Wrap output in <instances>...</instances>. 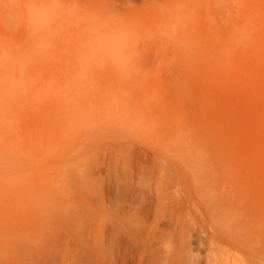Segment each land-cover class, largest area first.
Segmentation results:
<instances>
[{
    "label": "rangeland",
    "instance_id": "1",
    "mask_svg": "<svg viewBox=\"0 0 264 264\" xmlns=\"http://www.w3.org/2000/svg\"><path fill=\"white\" fill-rule=\"evenodd\" d=\"M113 1L115 3H117L121 9L122 8L125 9V10L128 9L127 8V5L129 3V2L127 3L128 0H124L126 2H123V0H113ZM129 1H130V3H132L137 8H140V7H142V5L145 2H147L149 0H129ZM122 3H123V5H122ZM125 3H126V5H125ZM213 3H214L215 8L217 9L216 23L218 24V26L220 28H223V29H225V28L228 29L229 26H232L231 32L227 33L225 35V46H224V51H223L224 52L223 55H225V58H224V63H222V64L211 65V66H206V67H199V66H192V65H190L188 63H183L182 58L179 55L180 43H179L178 39L169 38V37L163 36V35H161L160 37H153V36L148 37L147 40H146V48H145L144 53H143L144 63H125V65L127 66L126 70H127V72H129L130 75L128 76V79L124 78L125 80H122L121 84H123L125 88L127 87L128 88L127 91L130 92L131 94L130 95L127 94L126 89H123V87H121L123 89L122 90L123 93L126 92L124 94L127 96L126 100H128V102L126 103L127 105H125V108L120 109V110L116 109V111H117L116 112V111H114L115 107L110 105L112 102L109 101V97L106 95V92H105V90L108 87L110 89L116 87L113 82L107 81L109 79V76H110L112 70H113L112 63H106L107 60L105 62H103V63H100L97 60V53H95V52H94V63H86V64H91V65L86 66L87 67L86 69L88 70L87 72L89 73L88 85H94V92H95V94H94V96H95L94 97V113L97 114V117H96V114H95V116H91V114H93V112H91L90 116L93 119H94V117L98 118V116H100L98 119L102 120L104 122V121L107 120L106 116L109 115V114L108 115H105V114H107V112L110 111V109L112 107L114 108V110H112L113 113H112V111H110L111 112L110 114L113 115L115 113V115H113V116L110 115L111 116L110 119L111 120L113 119L112 121H114V120L117 121V119H118L117 116H119V115H120L119 119H121V118L122 119L123 118L126 119L127 116L124 117V115H126L128 113V111H129L128 109H131L132 112L135 113V115L131 116V119H132L131 120L130 119V115L132 114V112H129L130 115L128 114L129 115L128 120L129 119L130 120L128 121L126 119V122L129 123V125L131 123V127L127 128V129H129L127 131L129 132L131 137H133L132 139H134V140L129 138L130 136H129L128 132L126 130L124 132L123 131L124 129L122 127H120L118 124H117L115 130H113V129L112 130H108L110 128L109 127V124H110L109 122L108 123L106 122V123L103 124L101 121L99 122V120H97L96 118L93 120L94 123L99 122V126H98V124L97 125L94 124V127H95L94 129H96L97 126L99 128H97V130H94L95 136H94V138H92L93 140L88 138L89 139L88 140L89 143L87 142V144H88V147L91 148L90 149L91 152L89 154H92V153H94L97 150L98 151L95 152L94 155H92V156L90 155L91 158L87 161V165L84 166V168L86 170V176H90V177L94 176L93 177L94 180L92 179V181H96V183L93 182L94 185H92L91 181H90L91 178L89 179L87 177L88 178L87 180L89 181L90 187H91L90 194L92 193L93 195L92 194L89 195L88 192H87L88 194L85 192L84 194H86L85 195L86 197L84 196V194H79V196H78V193L73 191V190H77L76 188H78L77 187V185H78L77 182H75V184H74V181H72L73 183H71L72 185L73 184L74 185L77 184L76 188H75L74 185L71 186L70 182H68V185H70V186H68L66 184L64 185L65 186L64 188H67V190L64 189L65 191H69V194L73 193L72 197H71V196L68 195V192H65V193H67L66 196L67 197H71L70 199H72V200L73 199L76 200V202L70 200L71 201V205L70 206L73 205L75 209L72 210V208H73V206H72L71 210L69 208L67 209L68 212L71 211L73 213V211L75 210L76 212L73 213V217H75L76 219H74V220H76L78 224H80L79 221L82 222V224H85V222H86L85 225H77L76 221H74L72 223L70 222L71 223V224L69 223L70 225H73V226L76 225L77 226V227L74 226L75 228L72 226V229H71L70 228L71 226H69V224H67L68 227H66V225L61 226V223H58V229H54V228H57L56 224H57L58 220L56 222V220L54 221V220H50V219H54V217L56 219V216H55L56 212L53 213L54 212L53 210H55V209L52 210L53 212H51V210L50 211L46 210L47 213L45 212L46 208L44 209L43 205L41 206V202L39 201V200H41L40 197L43 196V194L39 193L40 195L39 194L36 195L37 193H35L34 197L33 196L32 197H28L29 196V192L31 190L28 187H31L32 184H35L36 181H37L36 182L37 184H39V183L43 184L42 183L43 180L45 182V178H46L45 175L44 174L40 175L39 173H45L44 172L45 171L44 170L45 169L44 166L47 167V165L51 166V165L55 164V161L53 159V157L57 156V155H55L56 154L55 152H57L58 155H61L63 153V152L59 153L58 149L56 150V148L59 146L58 143L61 140L63 142L62 137L64 136V133H63L64 131L61 130V132H60V130L58 129V131H59L58 135H60V136H58L59 139L57 140V138H55L57 133H55V131H53V129L56 130V128L55 127L53 128V126L50 127L52 123H53L52 125H54L53 121H54V119H56V115H55V118H54V116H52V114H54V113H51L52 110L49 109L50 107H47L45 105L41 108L42 111H41V109H38L40 111H38L36 109L38 112L37 111L35 112L34 109L32 111V107H31V109L28 108L25 111V113H22V114L19 113L20 115H17V118L20 119L17 124L19 126V129L22 128V130L19 131V129H17L18 126L17 125L14 126L13 127L14 130H12L13 134L10 135V137L14 138L16 135H18L19 133L21 134L22 132L23 133L24 132L27 133L28 131L31 132L30 128L33 130L34 127H32V126L38 125V124L34 125V123H33V122H35L34 120H37L36 123L37 122L41 123V121H42L43 124L42 123L39 124V126L42 125V130H44V132H45V129H46L48 132L52 131V132H49V133H51V134L53 133L52 136L48 132H45L44 135H46L45 137H48L49 135L51 137H53L52 141H49V142L50 143L52 142V145L55 144V145H53L54 149L51 147L52 145H50L49 148L52 149L53 151L55 150V152L53 153V151L51 152V150H50V152H51L50 155L52 157L49 155L50 157L48 159H44L43 160V158H40L41 160H43L44 163L42 161H39L38 159H34L35 157L32 156V154L31 155L29 154L30 151H32L34 149V147H32V145H31L32 144V142H31L32 138L29 139L30 135L34 134V135L38 136L42 132V131L39 130V128H38L39 126L38 127L35 126L34 129L36 130V134H35V132H33V133L31 132V134H28V133L25 134V136L29 135V137L28 136L27 137H28V139L30 140V143H31V144L29 143L28 144L29 147H27L28 150L30 148V151L28 153L30 155V157H28L29 155H26V158H23L24 159L23 161H26L25 159H27L25 164L28 163V162H30V165L32 164L31 165L32 166L31 168L33 170V172L31 173L32 175H27V174H30V171H32L31 168H29L30 167L29 164H26V166H28V169H25L28 172L25 171V170L24 171L21 170L22 167L25 166L24 162L23 163L21 162V165H23V166L20 168V170H17L19 168V166H20V163L17 160L19 159V161H21V159H22L21 157L17 156L14 159V161L11 163V165L9 166V167H12L13 169H15L14 168L15 166H18L16 171L25 172L26 173V177L28 176V178H31V180H28V185H26L25 180H27V179H26V177H24L25 173L23 174L24 176L21 175V174H20V176L18 175L20 178L18 176H15L14 179H11V180L8 179L10 184L14 183L16 181L15 179H17V178H19L20 181H22L21 177L22 176L24 177V178L22 177L23 180H24L22 183L19 180L16 181V182L19 181L18 182L19 185L25 183V184L21 185L20 188H19L17 183L16 184L14 183L16 186H18V188L20 190H18V188L15 189L16 187L13 186V184H12L11 186L9 185L11 189H9V187L7 186L8 189H5L7 191H5V190H3V191H5V193L6 192L8 193V191H10V190L12 191L14 189V192H16V194L14 192H11V194H9V195L6 193L7 195L5 196L4 192L1 191V193H0V196H2V194L4 193V195L2 197H0V200L5 202L4 206H6L7 204H10L11 202H15L16 199L18 201V204H16V205H15V203H11L12 205L11 204H10V206L7 205L6 207H4V209L3 208L1 209V207H3L2 205L0 207V264H104V263L105 264H109L110 263L109 261L115 260V259H116V264H122V263L123 264L124 263L125 264H137L136 260H138V257L145 250V248H146L145 246H148L149 244L150 245L152 244V241H151L152 239H149L150 238L149 236H151V237L156 236L153 239L155 243L159 239H161V240H159L160 242H157V244H156L157 246L155 245V243L152 244L153 247H151V249L152 250L155 249V251H153L154 254H155V252H157L159 250L161 252L160 253L158 252V255L159 254H162V255L165 254L163 252H165L167 246L165 248H163V247L165 246V242L166 241L168 243L167 245L170 244V245L175 246V244H176L175 247H179V248L181 247L180 248L181 252H183V251L185 252L186 251L185 254L184 253L183 254L186 255V257H188V258L184 257V255L181 254V252H180V256L183 255L182 257H179V261L178 262L180 264H210L211 260L209 261V259H210L209 258V254H213V252H214L213 251L214 248H213V250H210V248H212L211 246H215V244L217 242L219 243V244L217 243L218 244V248L220 246L223 249L222 250L221 248H219L221 250H218V251H222L221 255H220L221 257L223 256L222 259H221L220 256H218L219 252H217V255H215V256H218L221 259V263L217 262L218 264H232L233 263L232 261L234 259V255H232L233 254L232 252H237V251L239 253L244 254V255L240 254L242 257L245 258V255H247L249 257V259H248V257L246 256V258H245L246 260H244L242 258L243 261H245L246 263L249 261L250 264H264V241H263L264 240V235H262L264 233V226H263L264 225V223H263V221H264V214H263L264 213V208H263L262 215L258 214L259 212L261 213V210L259 212H257L258 209L260 207H262V205L264 204L263 203L264 199H262V198H264V194H263L264 193V0H213ZM129 20L132 21L131 18ZM60 53L61 54H66L67 51L63 50V49H60ZM175 60L177 61V63H175L176 62ZM53 68L55 70L54 73H55L57 78L53 82L52 86H53V88L55 90H57V92L58 91L60 92L62 90H60L59 88L63 89L64 86L65 87L69 86V83H68V81H66V76H65V73H66L65 69H67V67H65L64 64L60 63V65L54 66ZM90 72L92 74H90ZM99 89H102V91L99 90ZM96 92H98V93H96ZM98 97H100L101 100ZM95 98H97L98 100L95 99ZM106 99L109 101V103H108V101ZM50 102L52 103V102H54V100L52 98H49L46 101V104H49ZM99 104L101 106H97ZM105 106H107V109H108V106L110 108L109 110L106 109L107 112L105 110V108H106ZM98 107H99L98 113L101 114V115H98V113L95 112V110H97ZM100 108L104 109V111L100 110ZM125 111H126V114H124ZM121 113H122L123 116L121 115ZM136 114L139 115L138 118H141L142 120H139L138 118H136L137 117ZM101 116L104 119L106 118V120L100 119V118H102ZM52 117H53V119H52ZM133 117L136 118V119H134ZM44 119H45V122L43 121ZM125 119H124V121H125ZM137 119H138V121H137ZM111 120H110V122H112ZM135 120H136L135 123L137 124L136 126H134L135 123L133 122ZM23 121H24V123H23L24 125L20 126L22 124L21 122H23ZM48 121H52V122L50 123ZM95 121H97V122H95ZM141 122H143L144 125L146 123V125L141 127V125H142L141 124L140 126H138V123L140 124ZM25 123H28V125L25 124ZM31 123H33V124H31ZM44 123L49 126L48 129L52 128V130H48L47 128L43 129L45 127ZM29 126H31V127H29ZM137 127H139V128H137ZM37 128L39 130L38 132H37ZM40 128H41V126H40ZM210 128H211L212 131H210ZM121 129H123L121 132L118 131V130H121ZM133 129H135V130L137 129V131L139 130L138 133H135V134H137L136 136L133 134V132H135V130H133ZM108 131H111V133L113 132L114 134L112 133V135H110V132H109V135H108ZM9 132H11V131H9ZM116 132H119L118 133L119 135ZM42 133L40 135H42ZM100 133H102V134H100ZM121 133H123V134L127 133L126 135L128 137L126 135L121 134ZM61 134H62V136H61ZM106 134L109 136V139L111 138V141L113 140L112 139L113 135L114 136L116 135L117 138H120L122 140L124 139V137H127L125 139L127 142L124 140L126 143L122 141L123 144L125 143L127 148H128V145H129L128 141L130 139L132 141V142H130V145H129L130 148H133V150L132 149H130V150H132L131 153L134 156V158H132L131 164L134 163L133 162L134 159H135L136 162L134 163L135 166L129 164L128 167H126V170H123L125 172V174L123 172V174L125 175V176L123 175L124 180H121V179H123L122 173H119V172H122L120 170H122L124 166L123 165L121 166L120 163L116 164V162H115L116 160L114 161V159L112 158L113 152L109 151V149L107 148V147H109V144L111 145V143H109L108 136H107V138H104V136ZM132 134L134 136H132ZM163 134H164V136H169V138H172L171 139L172 142H169L168 141L169 139H167V137L163 138V136H162ZM209 134H211V135H209ZM13 135H15V136H13ZM40 135H39V137L42 140L43 136L41 137ZM121 135H123V138H121ZM138 135L140 137H138ZM18 136H16V137H18ZM96 136H97V138H98V136H100V137L103 136V137L102 138L99 137L100 138V140H99V139L95 138ZM110 136H112V137H110ZM116 136L114 138H116ZM171 136H173L175 138H173ZM211 136H212V138H211ZM16 137H15V139H17ZM31 137H33V136H31ZM136 137H138V138H136ZM54 138H55V141L57 140L56 142L54 141ZM103 138H104V140L107 139L106 142H108V143H106L103 140ZM135 138H136V140H135ZM155 138H156V140H154ZM225 138H226V140H225ZM227 138H228V141L231 142V143H228ZM157 139H158V141H157ZM9 140H10L9 142H11L12 139L10 138ZM76 140H77V138L73 139V141H75V142H76ZM162 140H164V141H162ZM177 140H178V142H177ZM213 140H217V143H215ZM221 140L226 141L227 145H225L226 142H224L225 143L224 144L223 142H221ZM156 141L158 142V144L153 143V142H156ZM166 141L168 142L167 144H169V145H167V147L165 146L166 145V143H165ZM211 141H212V144H210ZM62 142H60V143H62ZM100 142L102 143L104 149H103L102 146H101L102 148L97 146V143H98V145H101ZM173 142L175 143L174 145H173ZM12 143H14L13 140H12ZM93 143H95V144H93ZM176 143H178V144L175 147ZM67 144H60V145L67 146ZM153 144H154V149H153ZM163 144H165V145H163ZM171 144H172L173 147H175V150L174 149L171 150L172 149V146H170ZM223 144H224V146H223ZM156 145L158 147H159V145H161L160 147H162V148L159 149L160 147L158 148ZM220 145L223 146V147H221ZM33 146H35V145L33 144ZM63 146L61 148H64ZM96 147L99 148V149H97ZM170 147H171V149L169 150L168 148H170ZM36 148H37V146H35V149L31 153H33L34 151L36 152V151L39 150V148H37V150H36ZM89 148H88V150H89ZM109 148L111 149V147H109ZM12 149H15V148H13L11 146L9 150H12ZM66 149H67L66 147L63 149V151H65V153L68 152V150L70 148H68L67 150ZM105 149H107L108 151L105 150ZM155 149L157 151L159 150V153H157V151ZM163 149H164V151H163ZM220 149H222V152H224L225 155H223V153H221V152L219 153L217 151V150H220ZM165 150H167L168 152L167 151L165 152ZM163 152H165V153H163ZM173 152L174 153L176 152V153L174 154ZM109 153H111L110 154L111 158L108 156ZM160 153L161 154L163 153V154L161 155ZM177 153H180L179 154L180 157H179V155L177 157H174V156L177 155ZM216 153L220 154V156H219V154H217V155L219 157L223 158V161L218 156H216ZM156 154H158V155H156ZM170 154H172V155H170ZM173 154H174V156H173ZM227 154H233L234 156L233 155H229V156H231V157L233 156L232 158H234V160H236V158H237L238 161L240 159H243V163L245 164V166L243 165L244 166L243 167L242 165L239 164V162L237 163V160H236V162L234 160L231 161L232 158L229 159L230 158L229 156L226 157ZM154 155L156 156L155 158H154ZM209 155L210 156H216V157H213L212 158L213 160H212ZM237 155L241 156L242 158H239ZM31 156L33 157L32 159H34L35 162L38 160V162H40V163L38 164V162H36L35 165H34V160L30 161ZM158 156H160V157H158ZM171 156H172V160H169V159H171ZM204 156H205V160H206L205 163L208 162L207 165H210L211 163H213V164H211L212 166L210 165L211 168H209V166L208 167L205 166L206 164H204V159H203ZM235 156H237V157L235 158ZM107 157L110 158V159H108ZM217 157H218V159H215ZM224 157H225V159H224ZM50 158L53 159L52 162H51L52 159H50ZM69 158L70 157L68 156V159ZM111 159H113V160H111ZM137 159L140 160L141 162L144 161L145 164L143 165V162L142 163L137 162ZM159 159H161V160H159ZM219 159H220L221 162L218 161V163H222V162L225 163V160H226L227 163H228V165L226 163V167L227 166H232L233 168L235 167L236 168V170H235L236 173H237V169L240 170L242 167H243V169L245 168L243 171L250 170V173L248 172L249 173L248 176H251V177H249V178L247 176H246V178L244 177V175L246 174L247 171H245V173H242L243 171L238 172V173L242 174V176H241L242 180L240 179V175L241 174H236L235 175V177L237 175H239L238 176L239 179H238V177L235 178L233 176L234 179H238L241 182H240V184H238V186H235L233 184H232V186L234 188H236V187H238V188L242 187L243 188L245 186V181H247L249 183V185H247V186H251L252 187V185H254L253 186L254 187L253 191L255 190V192L247 194L246 192H251L252 189H249V187H247V189H246L245 188L246 186H245L243 188V189H245L244 191H243L242 188H240L239 192L236 193L235 189L232 188V186L231 187H230V185L227 186V183H229L230 179L228 180V176H226V175H225V177H223L224 174L222 173V171L220 172V170H222L223 163L221 164L222 166L221 165L219 166V168L221 167L220 170L218 168H216V167H218L217 165H219L217 163V160H219ZM108 160L109 161H113V162H109ZM153 160H155V161H153ZM165 160H167L166 162H168L169 164L172 162L170 164L171 166H168L169 164L166 165L167 163L165 162ZM175 160H177V161H175ZM15 161L18 162V165L16 164L17 162L15 163ZM96 161H97V165H95ZM152 162H155V163L153 164ZM156 162H157V167L159 166V170L162 168L160 171L156 167ZM159 162L161 163V165L158 164ZM232 162L235 163V164H233ZM41 163H42V166H41ZM215 163H217V164H215ZM229 163H230V165H229ZM240 163H242V162L240 161ZM37 164L40 167L39 166L36 167ZM162 164L165 167L167 166V168L164 169L163 168L164 166L162 167ZM172 164L175 165L173 167V169L171 168ZM179 164H182V165L179 166ZM203 164H204V166L206 168L203 166ZM236 164H237V166H236ZM238 164H239V166H242L240 169L237 168V167H239ZM115 165H116V167H115ZM117 165H119V166H117ZM145 165H146V167H145ZM214 165H215V167H213ZM94 166H98V167H94ZM140 166L142 168H147V170L146 169L143 170ZM182 166H184V168ZM190 166H191V168H190ZM192 166H193V168H192ZM9 167H8V169H11ZM42 167H44V168H42ZM111 167H113V168L111 169ZM117 167H120V168L117 169ZM130 167L132 169H130ZM153 167H156L155 171L153 169L152 173L149 172L150 169L152 171ZM168 167H170V168H168ZM175 167L178 168L177 169L178 171L176 170L177 174H175L176 172H173L174 169H176ZM194 167H196V168H194ZM246 167L248 169H246ZM25 168H27V167H25ZM36 168H42V170H39V169H36ZM86 168H89V169H86ZM138 168L141 169L142 172L145 171L144 174L142 175V177H143L142 180L143 181L148 180V181H146V184L144 186V188L145 187L148 188V189H145V194H143V192H142V190H144V189H142L144 184H142L143 181L140 180V177H141L140 173L141 172H138V171H140ZM186 168H187V170H186ZM199 168H201V170ZM203 168H205V172L206 173L208 172V174H209L210 171H212V172L214 171L213 173L210 172V174L212 173L214 175L220 172L219 174H221V175L223 174L222 175L223 178L220 179L221 175L218 176V174L216 176L211 175L212 178H208V177H206L205 172L201 173V171H204ZM214 168H216L215 170L216 171L218 170V172L215 173ZM224 168H225V166L223 167V169ZM136 169H138V171ZM163 169L166 170V171H167V169H171L172 172H170L169 176H168L167 175L168 171L166 172ZM179 169L181 170V173H179V175H180V179L179 180L183 181V182L180 181V183L184 184L186 182L185 181V179H186L185 177L187 176L186 174H188V176H187L188 178L187 179L189 181H187L184 185L180 184L179 182L176 181V179L178 180V178H179L178 177L179 176L178 175ZM192 169L195 170V171L197 169V172L193 171ZM254 169H257V170H255V172H254ZM109 170H111V171L113 170L112 172L117 174V176L115 174L111 173ZM130 170L132 171V173L136 170V174L135 173L132 174ZM157 170L160 172V173L158 172L159 174L155 173V172H157ZM127 171H129V173H127ZM161 171L165 172V173L163 172L164 176H162L161 179H160V176L158 178H159V180H161V182L163 180L164 186L162 184L159 185V186H161L160 189H159L158 184H160L159 183L160 181L158 180V178H156L157 177L156 175H160V174L163 175L161 173ZM36 172H37L38 175L36 174ZM109 172H110V174H109ZM148 172L150 173L149 175H148ZM182 172H184V173H182ZM191 172H192V174H191ZM17 173L19 174V172H17ZM34 173H35V176H38L37 178L36 177L34 178ZM130 173L132 174V176L134 175V177H132L130 175ZM171 173L174 174V175L172 174L173 178L170 175ZM120 174H121V176H120ZM137 174L139 176H137ZM145 174H147L149 177L151 176V174L155 175L156 177L155 176L154 177L157 180L153 176H151V177H153L152 180L154 179V182H153V181H151V179H148L147 175L144 176ZM183 174H184V176H183ZM256 174H257V176H256ZM176 175H177V177H175ZM193 175L197 176V179L198 178L199 179L196 180V178H194ZM199 175H200V177H199ZM126 176L127 177L129 176L128 180L129 179L132 180V178L134 179V181H130L129 180L130 185H128V180H125ZM170 176H171V181L169 180ZM181 176H183V179H181L182 178ZM191 176H193V177H191ZM216 177H219L217 179L220 180V182L215 179ZM243 177L245 178V180L243 179ZM11 178H13V177H11ZM118 178H120V179H118ZM230 178H232V177H230ZM164 179H168V180H164ZM173 179H175V181L177 183L175 181H173ZM202 179L204 181L206 179L209 180V183L207 182V180L205 182L202 181ZM212 179H213V181H212ZM223 179L226 181V183H224L225 181H223ZM40 180H41V182H39ZM115 180L117 181V183H116ZM137 180H138V183L139 182H141V183L136 184L135 181H137ZM200 180H201V182H203V184L200 183ZM215 180H216V182H215ZM233 180H231L230 183ZM29 181H31V182L29 183ZM32 181H33V183H32ZM242 181H243L244 184H242ZM120 182L121 183L125 182V183H127L126 185H128V186H125V183L121 184ZM131 182H133L135 185H137V187L134 184L131 185ZM147 182H150V183L147 184ZM151 182H153V183H151ZM155 182L157 183V185H156ZM170 182H172V184ZM173 182L176 183V186H177L176 189L178 191H175L176 190V189H174L175 188L174 187L175 184L173 185ZM169 183H170V186H171L170 188L166 187L167 186L166 184H169ZM178 183L180 184V186L183 185L182 188H180V189H183L182 191L180 189H178L179 188L178 187L179 186ZM219 183H220V186H219ZM222 183L226 184V186H227V187H225L226 189H222V188H224L222 186L223 185ZM237 183H239V181L234 183V184H237ZM257 183H258L260 188L257 186ZM115 184H117V187L115 186ZM118 184L121 187H119ZM151 184H152V187L150 186ZM153 184H155V185H153ZM140 185H141L142 188L139 187ZM203 185H204V187L206 186L207 188L206 187L204 188ZM208 185L209 186L211 185V186L209 187ZM124 186H125V188H130V189H123ZM134 186L136 188H139L140 192L138 191V189L137 190L134 189L135 188ZM153 186L155 187L156 190L159 189L158 191L154 190V192L156 191L157 194L153 193V189H152V188H154ZM200 186H201V188H200ZM213 186L216 187L217 190H213V188H212ZM4 187H6V185H4ZM69 187H72V188L74 187V189H72V188L69 189ZM94 187H95V190H92V189H94ZM25 188H26V190L24 191L25 192L24 193L22 190H24ZM149 188L151 189L150 193L146 191V190L149 191ZM199 188H200V191H201V189L204 188L205 190L203 189L201 192H203L204 194L208 193L209 195L207 194L206 197H204L203 196L204 194L200 193ZM2 189H4V188H2ZM28 189H29V192H27ZM71 189H72V191H70ZM115 189H119L120 191L123 189V191H121L123 193H121L120 191H119L120 192L119 193ZM229 189L230 190L233 189L236 195L240 194L241 191H243L241 194H243L245 192V194H246L245 198L243 197L244 194L243 195L240 194V195H237V196H239L241 198L243 197L242 199L245 200V201L247 199L251 198V201L248 200V202H252L253 201L252 199L257 197L255 199V200H257L256 205H255V203H253L255 205V207L259 205V207H258V209L256 211V214L253 211V209H255L254 205H252V206L245 205V206L249 207V210H252L251 213L254 212L253 213L254 219L257 217V219L262 220V218H263L262 221H260V220L258 221L257 219H255V221H254V219L252 218L253 216L249 215L251 213H249L248 215H249V218H251L253 220H248L249 219L248 216L245 217L246 218L245 222L251 221V222H247L249 224L246 223L248 226L251 225L249 227L247 226L248 229L251 228V227H252V229H249V230H251V232H249L248 229H246L248 231L247 232L248 233V237L246 236L247 235L246 232L245 233L243 232V234H244L243 237L245 238V236H246L245 239L248 240V241L249 240L252 241L253 239H257V242L259 244L261 242L260 245L256 242V240H253L252 241L253 243L250 242V243H252V245L251 244H249V245L254 250V251L252 250V254L249 252L247 247H245V249H244L242 244H241V248H240V246L236 247L235 245H233L234 246V248H233V246H231L233 244L232 237L228 238V237H230L231 233H233V231H236V229L233 228V227H236V225H234L232 227V225H233L232 222L233 221L231 219V217H232L231 215H230L229 219H228L229 216L228 217H225V216L229 215L228 211H230V213H231V211H234V213L236 212V208L237 207H235V205H236L235 203H238L237 201H239V199H240V198L238 199V197L234 196L233 190L229 191ZM248 189H249V191H248ZM259 189H260V192H259ZM261 189L263 190V192H261ZM132 190H133L134 193L133 192H129V191H132ZM135 190H136V192L140 193V194L137 193V196L140 195L139 196L140 199H139V197L137 199ZM124 191L126 192L125 194H124ZM169 191H171L173 194L171 192H170L171 193L170 194ZM205 191H207V193H205ZM213 191H214V193L212 194ZM218 191L219 192L220 191L221 192H224V191L227 192L228 191L229 193L231 192L230 194L233 197L232 199L233 200L235 198L238 199V200L235 199L236 200V201H234L235 205L232 203V201H233L232 199H231V201H229V203H230L229 204L225 200V198L222 197L223 199H221V198L219 199V203H220L219 207L223 208V210L218 208V204H217L218 202L214 203V202H216L215 199L217 198V192ZM74 192L76 193V195H74L75 194ZM174 192H175V194H174ZM219 192H218V194H220ZM13 193L15 195L19 194V195H17L18 197L14 196ZM22 193H24V195ZM141 193H142V195H141ZM151 193H153V194H151ZM253 193H255L256 196L253 197ZM260 193H262L261 195H263L262 198L259 195ZM12 194H13V196H12ZM121 194H123V195H121ZM130 194H132V195H130ZM133 194L136 197L135 199H137V200H141L142 199L141 201H144V202H141V203L137 202L136 206L133 205L135 203H133V204L131 203V207L133 209H131V207H130V217L132 215V218H129V220L132 221L133 218H134V220H136V221L133 220L130 223V224H132L130 226L133 227L135 222L137 224V222L139 221L140 224H142V229L145 227L146 229L144 228L143 230H146L148 232L150 231L149 234H151V233L152 234L147 236V235H145L147 232L144 231L143 232L144 233L143 235L145 236L144 240L141 239L139 235H137L134 238V240H132V238L130 239V237H126L124 234H122V235L120 234V239H119V236H118V240H117V242L115 244H117L118 241H119V243L120 242L121 243L123 242V243L120 244V245L118 243V247H119V249H118L117 245H115L114 242H112V239H113L112 236H111L112 231H110V229L112 230L111 221H108V218L110 217L109 212H111V211H109V210H107L105 208L110 206L108 204L112 203L110 198L112 200L115 197L118 198L117 200L114 199L116 202H114V200H113L114 204L112 203V205H115V203H117V201L120 202V200H121V202H122L124 200L123 199L124 197L125 198L128 197V196L132 197V196H134ZM200 194H202V195H200ZM30 195H33L32 192H31ZM73 195H74L75 198L73 197ZM80 195H82V196H80ZM144 195H149V196L145 197ZM172 195L174 196V198H173ZM178 195L180 196V198L178 197ZM211 195L212 196L214 195V197L212 198ZM4 196H5V198H3ZM9 196L12 197V198H10ZM37 196H39V197H37ZM60 196L61 195H59V197ZM142 196L145 198V200L143 199ZM159 196L160 197H162V196L165 197V200L162 197V203L161 204L158 203V201L156 200L157 198H159ZM170 196L173 199L170 198ZM208 196H209V199L211 200V202L207 198ZM215 196H216V198H215ZM36 197H37V200L35 199ZM90 197H92V198H90ZM121 197H122V199H121ZM130 197H128L129 201L131 199ZM153 197L156 198V199H154ZM175 197L176 198L178 197L177 198V200H179L178 202H177V200H175L176 199ZM9 198H10V201L7 200ZM31 198H33L35 200L33 201V199H31ZM38 198H39V200H38ZM78 198L81 199V200H79ZM82 198H83L84 201H82ZM168 198H170V199H168ZM200 198L204 199V200L206 199L209 202L205 201V203L203 204L204 201L201 200ZM146 199H152L151 201L154 200L153 202H155V203H153V202L151 203L150 200H146ZM198 199L201 200L202 202L200 201L201 202L200 203ZM242 199H241V201L244 202ZM87 200H89V201L92 200L91 201L92 203L88 201V203L89 204L91 203V205H88L86 203ZM107 200H108V202H107ZM213 200H215V201H213ZM255 200L253 202H255ZM27 201H28V203H27ZM30 201L31 202L33 201L34 203L39 201V202H37L35 204L36 205L38 204L37 206L40 205L43 208L42 211L40 210V207L36 208L37 210H35V206L36 205L33 204V203H30ZM78 201H82L80 203L81 204L84 203V205L86 207L83 204H82V207H81L79 205V203H77ZM147 201H149V202H147ZM193 201H195V202L193 203ZM220 201L222 203H223V201L227 202V203H224V205H226L225 209H224V205ZM72 202H75V204L72 203ZM248 202H247V204H248ZM101 203L103 205H101ZM150 203L153 204V205H151ZM261 203H263V204H261ZM23 204H25V205H23ZM30 204H31V206H30L31 208H27L26 206L28 205V207H29ZM141 204H142V206L140 207ZM166 204H168V205H166ZM213 204H214V206H211ZM215 204H217V206ZM249 204H251V203H249ZM14 205H15V207H13ZM160 205H164V206H161V208H159ZM11 206L13 207V209H12ZM16 206L19 207V209L18 208L16 209ZM143 206H146V207H143ZM193 206L194 207L198 206L196 208L197 209L199 208L200 210L199 209L197 210L196 208H193ZM210 206L212 208H209ZM229 206H231V207L233 206L232 210H230L231 208ZM237 206H239V205H237ZM9 207H11V208H9ZM88 207H90V208H88ZM142 207L144 209H141ZM162 207H163L164 210L162 209ZM5 208H7L9 210H11V209L15 210L16 209V213L18 212L17 210L21 209L20 210L21 214L19 212H18V214H13L14 211H12V210H11V214L8 211H6L7 213L3 212V210L4 211L7 210ZM23 208H25V210L26 209H28V210L25 211ZM109 208L111 209L112 207L110 206ZM137 208H140L141 212H140V209H137ZM166 208H168V209H166ZM191 208H192V210H190ZM202 208H204L203 211L206 208L205 211H207V213L205 211L203 212ZM154 209H155V212H154ZM157 209H159V210H157ZM23 210H24L25 213L28 212V214L30 213L31 215L30 216L29 215L25 216L24 212L22 213ZM30 210H32L31 211L32 213L30 212ZM43 210H44L45 218H44V216H42ZM67 210L65 211L66 215L68 213ZM128 210H129V207H128ZM137 210H138V212H137ZM150 210H153V212H150ZM165 210H167V211L171 210V211L169 213V211L166 212ZM194 210H196V212L197 211H199V212L201 211V212L200 213L199 212L195 213ZM219 210L221 212H219ZM224 210H226L225 211L226 213L224 212ZM156 211H159V212H156ZM184 211L185 212L188 211V213L186 212L187 214H184L185 213ZM190 211H192L193 213H191ZM246 211L248 212V209ZM1 212H3V214H1ZM142 212L145 213V214L147 213V215L143 214ZM211 212H213L214 214H211ZM4 213H5V215H4ZM49 213L51 214V216L47 217L46 215L48 214V216H49L50 215ZM78 213L80 215L76 216V214L78 215ZM105 213H107V215L109 214L107 216V220H106V217H104ZM222 213H225V214H223V216L224 215L225 216L224 217L222 216L223 218L221 216H219L220 214L222 215ZM6 214H8V215L6 216ZM163 214L165 216H167L168 218L166 219V217ZM171 214L172 215L173 214L174 215L175 214H180V215H178V216L175 215V217H173L174 215L172 216ZM197 214H199V215L196 216ZM207 214L210 215V216L214 215V218L216 220L217 219L220 220V218L221 219L227 218V219L222 220L223 222L221 220L218 222V220L215 221V219H214L211 222L210 219H212V218L210 216H208ZM257 214H258V216H257ZM2 215H4V217L6 216V218H4ZM19 215H21V216H19ZM52 215H53V218H52ZM68 215L70 216L72 214L68 213ZM141 215H144V216H141ZM215 215L216 216L218 215L219 218L215 217ZM8 216H10V217H12V216L15 217L16 216V217H15V219H11L10 218L11 219L10 220V219H8L9 218ZM23 216H24V218L29 216V219H27L28 217L26 218L27 222H25V219H23ZM139 216L142 217V218L140 219ZM180 216L183 217L182 219H184V221H186V219L188 218L187 223L184 222V221L183 222L180 221L181 220ZM186 216H187V218H186ZM150 217L152 219H153V217H155L157 219L156 220H152L153 221L152 222ZM172 217L177 219V220L175 219L176 222H173L174 219ZM177 217H179V218H177ZM194 217H196L198 220L195 219ZM208 217H210V218H208ZM103 218L106 220V222H105V220H103ZM162 218H164V220L165 219L166 220L164 221ZM169 218H171V220L172 219L173 220H172V223L170 222V224H167L168 221L170 220ZM193 218H194V220H193ZM6 219H8V221L9 220L13 221V222H11V225H13V227L14 226H16V227H14L12 229V228H9V227H12L11 225L8 224L9 226L8 225L6 226L5 225L6 224L5 222H7V221H5ZM142 219H144V221L145 220H148V221L144 222ZM158 219H159V221H158ZM10 221L8 223H10ZM52 221L56 222V224L53 223ZM107 221L110 222V223L108 224ZM141 221H143V222H141ZM156 221L158 223H156ZM230 221H232V222H230ZM256 221H258L259 223L256 224ZM50 222L52 223V225H54V227L52 226V227H50V229L54 230L55 234H54L53 231H52L53 233H51L50 232L51 230L48 229L49 226L51 225ZM151 222L153 223L154 227H155L154 223L157 224L156 225V227H158V231L157 232H156L157 229L152 227L153 225H149V224H151ZM179 222H182V224H184V225L187 224V226L185 227L181 223L179 225ZM213 222H216V224L217 223H220V224H217L215 226V224L213 225ZM229 222H230V224H229ZM260 222H261V224H263L262 226H260V229L263 228L262 229L263 232H260L262 230L259 229ZM26 223H28V225ZM100 223H102V224H100ZM147 223H149L148 225L150 227L147 226V225L143 227V224H147ZM175 223H178V225H179L178 226L176 224L177 227H178L177 229H176V227H174ZM251 223L252 224L254 223L256 226L252 225ZM17 224H18V226H17ZM24 224H26V225H24ZM48 224H49V226H47ZM22 225H24V226H22ZM171 225H173V226H171ZM27 226H29V227H27ZM85 226H87V228ZM170 226L173 229L172 231L174 233L176 232L175 236H174L173 233H172L173 235L170 234L171 233ZM217 226H219V227L221 226L220 229H222L224 227L223 230H225V232H227V233H226V235H223L224 231L222 230V232H219V235L217 236L218 239L217 238L215 239L214 238V230H216V232H217L218 231L217 229H219V227H217ZM230 226H231V228H229V231H227L228 230L227 227H230ZM253 226L255 227V229H258L256 231H259L260 233L259 232L256 233L255 229L253 228ZM62 227H63V230L65 231V233L67 235L65 233H63L64 232L63 230H61ZM131 227H130V229H132ZM148 227H149V230H147ZM181 227H183V228H181ZM212 227L213 228L216 227V229H213ZM21 228L23 229V231L28 229L26 232L24 231L25 233H23V234L26 235L25 237H27L28 240H30V241L33 240L32 241L33 244L41 245L40 241H42L43 243L46 242V244H45L46 246H42L43 245V243H42V245L38 247V248H40V247L41 248L38 249L37 251H33L31 253L29 259L25 255V250H23V243H21V244L19 243V246H18V243H17V235L19 236L18 237L19 239L22 237L21 236L22 232H20V231H22ZM59 228H60V230H59ZM76 228H77V230L79 228L80 229L77 231V230H75ZM152 228H153V231L155 229L154 232H152V230H151ZM73 229H74V231H73ZM174 229H176V231ZM182 229H184V230H182ZM211 229L213 230V232H211L212 231ZM48 230H49V232H48ZM58 230H59V234H58ZM178 230L181 233L177 234L179 232ZM60 231H62L61 234H60ZM164 231L165 232L166 231L167 232L170 231V232L163 233V236H161V235L159 236L158 235V234H160L161 232H164ZM78 232H81V233L78 234L80 236H76L75 235V233H78ZM89 232H90L91 235L88 234ZM100 232H102L104 236H101L102 233H100ZM109 232H111V234ZM132 232H133V230H132ZM135 232H136V230H135ZM29 233L31 234L30 236L27 235ZM71 233H73V235H75V236H73ZM154 233H156V234H154ZM228 233H229V236L227 235ZM168 234H170V235H168ZM176 234H177V236L180 235L179 236L180 238L177 237V239H176L175 238ZM210 234H212V236H210ZM255 234H257V235H255ZM259 235L263 236V238L260 237ZM107 236L112 238V239L109 238V240H108ZM167 236L168 237L171 236L170 238L173 241L171 239H169ZM101 237H103V238H101ZM159 237H162L163 239L159 238ZM173 237L178 242L175 243ZM249 237H251L252 239L249 238ZM83 238L85 240H83ZM122 238H124V239H122ZM136 238L137 239L139 238V239L137 240ZM155 238H156V241H155ZM157 238H159V239H157ZM226 238H228V239H226ZM259 238L262 239V241L259 240ZM125 240H127V241H125ZM168 240L171 241V242L169 243ZM161 241H163V242H161ZM210 241H212V242L215 241L216 243H211ZM5 242H7V244H5ZM101 242L105 243V244L102 245ZM107 242H109V243H107ZM111 242L114 245L113 246L110 245L112 247L109 249V247L107 248L106 245L109 246V244ZM131 242H133V243H131ZM136 242L137 243L141 242L143 247H145L142 250V252H141V249H142L141 246L142 245L141 244L137 245ZM230 242H232V243H230ZM100 243H101V246H100ZM129 243H131L132 246L131 245H128V246L132 247V249H134V251L127 246V244H129ZM177 243L179 244V246H178ZM49 244L51 246L47 247V245H49ZM145 244H147V245H145ZM159 244L162 246V248L160 247ZM180 244H181V246H180ZM121 245H122V247L120 248ZM125 245L128 248H126ZM133 245H135V246H133ZM139 245H140V248H139ZM154 245L156 246L155 248H154ZM256 245H259V246H256ZM96 246H97V250H94L96 248ZM103 246H105V248ZM18 247H19V249H18ZM42 247H44V248H42ZM45 247H47V248H45ZM99 247H100L101 250L99 249ZM113 247L117 248V250L114 249ZM136 247L140 249L141 253L140 252H137V253L135 252V250L139 251V249H135ZM175 247L174 248L172 247L175 251H177V250L179 251L180 250L179 248L176 250ZM258 247L261 250L258 249ZM103 248H104V250H103L104 253L103 252L100 253V251H102ZM106 248L109 251L106 250ZM157 248H160V249L156 250ZM183 248H184V250L182 251ZM111 249H114L115 251H112ZM246 249L248 251H246ZM255 249H256V251H255ZM118 250L120 252H117ZM146 250H147V248H146ZM231 250H233V251H231ZM239 250H241V251H239ZM242 250H245V253L248 252V254L243 253L244 251H242ZM258 250L261 251V252H259V253H261V255L257 252ZM131 251H133L134 253L131 252ZM107 252H108V254L109 253L112 254V252H117V253L116 254L113 253L115 258H113L114 257L113 255H111V256H113L112 257L113 259H112L110 254H109V256L107 255ZM210 252H212V253H210ZM228 252H229V254H227ZM253 252L255 253L254 255L256 257L253 255ZM96 253L98 254L99 258H101V259L96 257L97 256ZM146 253H147V251H145V254L143 252V255L145 257L149 258V253H147V255H146ZM256 253H258L259 255L256 254ZM136 254H137V256H136ZM94 255H96V256H94ZM118 255H119L120 258L117 257ZM131 255L133 257L135 256L133 260H132L133 257ZM162 255H159V256H161V259H160L159 256L157 258V259L161 260L162 263L160 262V264H164L163 263L164 260L162 261V259H163ZM124 256H125V258H124ZM213 256L214 255H210V257H212V259H213ZM123 258L125 259L124 261H127V263L122 261ZM127 258L130 259V260H128ZM229 258H230V260L227 261V259H229ZM157 259H155L156 263L159 264L160 260L157 261ZM184 259H187L186 260L187 262ZM253 259L254 260L256 259V260L254 261ZM104 261H107V262H104ZM113 262H111V263L113 264ZM146 262H147V260H146ZM228 262H231V263H228ZM153 263L155 264V261ZM212 263H213V261L211 262V264ZM215 263H216V261L213 264H215ZM249 263H247V264H249Z\"/></svg>",
    "mask_w": 264,
    "mask_h": 264
},
{
    "label": "bare ground",
    "instance_id": "2",
    "mask_svg": "<svg viewBox=\"0 0 264 264\" xmlns=\"http://www.w3.org/2000/svg\"><path fill=\"white\" fill-rule=\"evenodd\" d=\"M123 2H126V1H124L123 0ZM129 2V3H128ZM127 3H128V5H127V8L128 9H121L120 7H119V5L117 4V3H115L113 0H0V193H1V191L2 192H4L5 193V191H7V190H5V189H8L7 188V186L9 187V189H11L10 188V186L13 184V186H15L16 188L15 189H17L18 188V186H19V188L21 187V185H23V184H25L26 183V185H28V180H31V178H28V176L26 177V173L25 172H20V171H16V169L18 168V166H15L14 168L15 169H13L12 167H9L10 165H11V163L14 161V159L18 156V157H21L22 159H21V161H19V159L17 160L19 163H20V166H19V168L17 169V170H20V168L23 166V165H21V162L23 163L24 162V164H25V162L27 161V159H25L26 161H23L24 159L23 158H26V155H31L32 154V156H34L35 158L34 159H38L39 161H42L43 162V160L44 159H48L51 155H50V153L53 151L52 149H50L49 147H50V145H52V142L50 143L49 141H52V139H53V137H51L52 136V134L51 133H49V132H52V131H47L45 128H47L48 129V125H46L45 123V127L43 128V129H45V132H48L49 134H51V136L49 135L48 137H45L46 135H44L45 134V132H44V130H42V125H40L41 126V128H40V126H39V124H41L42 123V121H41V123L39 122H37L36 123V121L37 120H34L35 122H33L34 123V125L35 124H38V125H35V126H39L38 128H39V130L40 131H42L41 133H42V135H40L39 133V135L42 137V140H41V138L39 137V135L37 136V135H34V134H32V135H30V138L29 139H31L32 141V144L30 143V140L28 139V137H29V135H27V136H25V134H31V132L33 133V132H35V134H36V130L34 129L35 128V126H32V127H34L33 128V130L30 128V130H31V132L30 131H28L27 133L26 132H22L21 134L19 133L18 135H16V136H18V137H16L15 135H13V136H15L17 139H15V137L13 138V137H10V135H12L13 133H12V130H14L13 129V127L14 126H18V122H19V118H17V115H20V114H22V113H25V111L28 109V108H30L31 109V107H32V111H33V109L35 110V112L38 110V109H41L44 105L45 106H47V107H50L49 109L50 110H52L51 111V113H54V114H52V116H54V118H55V115H56V119H54V125H52L51 124V126L50 127H52L53 126V128L55 127L56 128V130H54L53 129V131H55V133H57L56 134V136H55V138H57V140L59 139L58 138V136H60V135H58V129L60 130V132H61V130H63L62 132L64 133V136L62 137V139H63V142H62V140L60 141V142H62V143H58L59 144V146L56 148V150L58 149V152L59 153H62L61 155H58L57 154V152H55V150L53 151V153L55 152L56 154L55 155H57V156H55V157H53V159H54V161H55V164H53V165H51V166H48L47 165V167L46 166H44L45 167V173H39L38 171V173L40 174V175H42V174H44L45 175V182H44V180H43V184H37L36 182H35V184H32L33 183V181H32V186L31 187H28L29 189H31L30 190V192H29V189L27 190V192H29V196L28 197H34V194L35 193H37L36 195H38L39 193H41V194H43V196H41L40 198H41V200H39V198H38V200L41 202V206L43 205V207H44V209H45V212H46V210L48 211H50L51 210V212H53V213H55L56 212V219H55V217H54V219H50V220H56V222H57V220H58V222H57V224H56V222H53V223H55L56 225V227L57 228H54V229H58V223H61V226H63V225H66V227H68V225L67 224H69L70 222L72 223V222H74V221H76V220H74V219H76L75 217H73V213L74 212H76L75 210L73 211V213L70 211V212H68V208L71 210V208H72V206H70L71 205V201H75L76 202V200H72V199H70L71 197H72V194H69V191H65V190H67V188H64L65 186V184L66 185H68V182H70V184L71 183H73L72 181H74V184H75V182H77V187L78 188H76V185H74L75 186V188L77 189V190H73V191H75L76 193H78V196H79V194H84L85 192L87 193H89V195H91L90 194V192H91V187H90V183H89V181L87 180L88 178L90 179V181H91V184L92 185H94V183L93 182H95L96 183V181H92V179L94 180V176L92 177H90V176H86V170H85V168H84V166H86L87 165V161L91 158V156L92 155H94L95 154V152H97V151H95L94 153H92V154H89L91 151H90V149L91 148H89L88 147V144H87V142H88V140L89 139H92V138H94V136H95V133H94V130H97V128H99L98 126H99V122L101 121L103 124L104 123H110L109 124V129L108 130H115L116 129V126H117V124L120 126V127H122L123 129H121V130H118V131H124L125 132V130L127 131V130H129V129H127V128H129V127H131V123H130V125H129V123H127L126 122V119L128 120V118H129V112H132V110L131 109H128L129 111H128V113L126 114V111H125V113L124 114H126V115H124V117L125 116H127L126 117V119L125 118H121V119H119V116H117V121H112L110 118H111V116H113V115H115V113L112 115V114H110L111 112L110 111H112V110H114V108L113 107H115V110L114 111H116V109L117 110H120V109H123V108H125V105H127L126 103L128 102V100H126L127 99V96L124 94V93H126V92H124L123 93V89H126V91L128 90V88L126 87H124V85L123 84H121V82H122V80H125L124 78H126V79H128V76L130 75L129 74V72H127V70H126V68H127V66L125 65V63H144V60H143V53H144V50H145V48H146V40H147V38L148 37H151V36H153V37H160L161 35H163V36H167V37H169V38H175V39H178L179 40V43H180V48H179V55H180V57L182 58V61H183V63H188V64H190V65H192V66H199V67H206V66H211V65H219V64H222V63H224V58H225V55H223V51H224V46H225V35L227 34V33H230L231 32V30H232V26H229V28L228 29H223V28H220L219 26H218V24L216 23V16H217V9L215 8V6H214V3H213V0H149V1H147V2H145L143 5H142V7H140V8H137L136 6H134L132 3H130V1L128 0L127 1ZM122 5H123V3H122ZM125 5H126V3H125ZM125 10V11H124ZM132 19V21H130L129 19ZM60 49H63V50H66L67 51V53L66 54H61L60 53ZM94 52L95 53H97V60L100 62V63H103V62H105L106 60H107V62L106 63H112V68H113V70H112V72H111V74H110V76H109V79L107 80V81H110V82H113L114 84H115V88H107L106 90H105V92H106V95L109 97V101L110 102H112L110 105H112L111 107V109L109 108V106H108V109H107V106H105L104 108H105V110L107 109V110H109L110 109V111H108L107 112V110H106V112H107V114H105V115H108V116H106L107 117V120H106V118L104 119L102 116V118H100V119H103V120H106V121H102V120H99L98 118L100 117V116H98V118H96L97 117V114L96 113H94V94H95V92H94V85H88V76H89V73L87 72L88 70L86 69L87 67L86 66H88V65H91V64H86V63H94ZM176 61V60H175ZM60 63L61 64H64V66L65 67H67V69H65L66 70V73H65V76H66V81H68V83H69V86L68 87H65L64 86V88L62 89V88H59L60 90H62V91H58L57 92V90H55L54 88H53V86H52V84H53V82L56 80V75H55V70H54V66H57V65H60ZM175 63H177V61L175 62ZM179 63V62H178ZM90 74H92L91 72H90ZM127 81V80H126ZM123 85V86H122ZM121 87H123V89L121 88ZM58 89V90H59ZM99 90H101L102 91V89H99ZM104 92V93H105ZM96 93H98V92H96ZM100 93V92H99ZM102 93V92H101ZM127 94H131L130 92H128L127 91ZM104 95V94H103ZM102 95V96H103ZM128 95V96H129ZM132 96V95H131ZM130 97V96H129ZM49 98H52L53 100H54V102H50L49 104H46V101L49 99ZM99 99H100V97H98ZM106 98V97H105ZM95 99H97V98H95ZM132 99V98H131ZM98 100V99H97ZM101 100V99H100ZM107 100V99H106ZM105 100V101H106ZM108 101V100H107ZM106 101V102H107ZM109 101H108V103H109ZM96 103V102H95ZM98 104V103H97ZM97 106H101L100 104L99 105H97ZM96 106V107H97ZM103 106V105H102ZM103 108V107H102ZM102 108H100V110H102V111H104V109H102ZM37 109V110H36ZM98 109H99V107L97 108V110H95V112H97L98 113ZM131 110V111H130ZM31 111V110H30ZM38 111H40V110H38ZM37 111V112H38ZM41 111H42V109H41ZM124 111V110H123ZM91 112H93V114H91ZM100 112V111H99ZM117 112V111H116ZM20 113V114H19ZM40 113V112H39ZM112 113H113V111H112ZM90 114H91V116H95V114H96V117H94V119L96 118L97 120H99V122H97V121H95V122H97V123H94V119L90 116ZM129 114V115H128ZM98 115H101V114H99L98 113ZM111 115V116H110ZM121 115H122V113H121ZM134 116L135 115V113H133L132 112V114L130 115V119H131V116ZM137 115V114H136ZM90 116V117H89ZM123 116V115H122ZM138 116L139 115H137V117L136 118H138ZM224 116V115H223ZM22 117V116H21ZM225 117V116H224ZM92 118V119H91ZM134 118V117H133ZM136 118H134V119H136ZM52 119H53V117H52ZM112 121V122H110V120ZM124 119H125V121H124ZM129 119V120H130ZM133 119V120H134ZM139 120H142L141 118H138ZM138 119H137V121H138ZM51 120V119H50ZM128 120V121H129ZM132 120V119H131ZM22 121V120H21ZM44 122H45V119L43 120ZM52 121H48V122H52ZM144 121V120H143ZM47 122V121H46ZM134 123L136 122V120L135 121H133ZM145 122V121H144ZM22 124L20 125V126H23L24 124V121L23 122H21ZM30 123V122H29ZM33 123H31V124H33ZM133 123V124H134ZM20 124V123H19ZM25 124H27L28 125V123H25ZM43 124V123H42ZM49 124V123H48ZM94 124H98V126L96 127V129H94L95 127H94ZM101 124V123H100ZM132 124V125H133ZM142 124V125H141ZM50 125V124H49ZM137 124L135 123V125L134 126H136ZM141 125V127L142 126H145L146 125V123H145V125H144V123L143 122H141L140 124L138 123V126H140ZM26 126V125H25ZM24 126V127H25ZM47 126V127H46ZM101 126V125H100ZM133 126V127H134ZM29 127H31V126H29ZM21 128V127H20ZM27 128V127H26ZM38 128H37V132L39 131L38 130ZM137 128H139V127H137ZM11 129V130H10ZM17 129H19V126L17 127ZM28 129V128H27ZM22 130V128L21 129H19V131H21ZM25 130V129H24ZM48 130H52V128H49ZM133 130H135V129H133ZM132 130V131H133ZM9 131H11V132H9ZM139 131V130H138ZM138 131H137V129L135 130V132H133V134L136 136L137 134H135V133H138ZM210 131H212L211 130V128H210ZM30 132V133H29ZM103 132V131H102ZM109 132H110V135H112V133H111V131H108V135H109ZM128 132V131H127ZM54 133V134H55ZM117 134L119 133V132H116ZM142 133V132H141ZM145 133V132H144ZM100 134H102V133H100ZM114 134V133H113ZM121 134H123V133H121ZM127 133H124L123 135H126ZM128 134H129V132H128ZM132 134V136H134ZM48 135V134H47ZM107 134L104 136V138H107V136H108ZM119 135V134H118ZM123 135H121V138H123ZM171 135V134H170ZM209 135H211V134H209ZM31 136H33V137H31ZM35 136V137H34ZM61 136H62V134H61ZM116 136V135H115ZM114 135H113V140L111 141V138L109 139V136H108V139H109V143H111V145L109 144V147H111V149L109 148V147H107L108 149H109V151H112L113 152V154H112V158L114 159V161L116 162V164H118V163H120L121 164V166L123 165L124 167H123V169L122 170H120V171H122V172H119V173H122V177H123V175L125 174V172L123 171V170H126V167H128V165L129 164H131V161H132V158H134V156L132 155V150H133V148H130V142H132L131 141V139L133 138V137H131V135L129 134V138H131L129 141H128V143H129V145H128V148H127V146L125 145V143L127 142L125 139L128 137L127 135V137H124V139L122 140V139H120V138H117V136H116V138H114L115 137ZM156 136V135H155ZM163 136V138L164 137H167V139H169L168 141L169 142H172V138H169V136H164V134L162 135ZM14 141V143H12V140H11V142H9L10 140V138ZM100 136H98V138H97V136L95 137V138H97V139H99L100 140V138H102L103 136H101L100 138H99ZM110 137H112V136H110ZM119 137V136H118ZM138 137H140L139 135H138ZM138 137H136V138H138ZM142 137V136H141ZM171 137H173V136H171ZM214 137V136H213ZM55 138H54V141H55ZM61 138V137H60ZM77 138V140H76V142L75 141H73V139H76ZM89 138V139H88ZM104 138H103V140H104ZM136 138H135V140H136ZM160 138V137H159ZM173 138H175V137H173ZM211 138H212V136H211ZM224 138V137H223ZM96 139V140H97ZM56 140V141H57ZM93 140V139H92ZM102 140V139H101ZM102 140V141H103ZM126 142H125V141ZM132 140H134V139H132ZM154 140H156V138L154 139ZM166 140V139H165ZM171 140V141H170ZM211 140V139H210ZM225 140H226V138H225ZM55 141V142H56ZM101 141V142H102ZM105 142L107 141V139L106 140H104ZM103 141V142H104ZM125 142L124 144H123V142ZM157 141H158V139H157ZM156 141V142H157ZM162 141H164V140H162ZM161 141V142H162ZM176 141V140H175ZM215 143H217V140H213ZM219 141V140H218ZM227 141H228V138H227ZM100 142V143H101ZM102 142V143H103ZM152 142V141H151ZM156 142H153V143H155V144H158V142L156 143ZM177 142H178V140H177ZM213 142V143H214ZM221 142H226V141H224V140H221ZM31 144L32 145V147H34V149H35V146H37V148H39V150L38 151H34L33 153H31L32 151H30V148H29V150H28V148L27 147H29V145L28 144ZM68 143V144H67ZM89 143V142H88ZM99 143V142H98ZM98 143H97V146L98 147H103V145H102V143H101V145H98ZM106 143H108V142H106ZM127 143V144H128ZM163 143V142H162ZM161 143V144H162ZM166 143V145L165 144H163V145H165L166 147H167V145H169V144H167L168 142L166 141L165 142ZM228 143H231V142H229L228 141ZM33 144L35 145V146H33ZM60 144H67V146H63V145H60ZM92 144V143H91ZM93 144H95V143H93ZM104 144V143H103ZM160 144V143H159ZM175 143L173 142V145H174ZM177 144L178 143H176V145H175V147L177 146ZM210 144H212V141L210 142ZM225 144V143H224ZM224 144H223V146H224ZM30 145V146H31ZM53 145H55V144H53ZM53 145L51 146L53 149H54V147H53ZM106 145V144H105ZM104 145V146H105ZM214 145V144H213ZM225 145H227V142H226V144ZM13 147V148H15V149H12V150H9L10 149V147ZM66 147L67 149L68 148H70L69 150H68V152H66L65 153V151H63V149L64 148H61V147ZM157 146V145H156ZM161 145H159V147H160ZM164 146V147H165ZM170 146H172V144L170 145ZM221 146V145H220ZM223 146H221V147H223ZM47 147V148H46ZM101 147V148H102ZM133 147V146H132ZM158 147V146H157ZM158 147V148H159ZM175 147H173L172 146V149H171V147L170 148H168L169 150L171 149V150H175ZM37 148H36V150H37ZM88 148H89V150H88ZM97 148V147H96ZM157 148V149H158ZM162 147H160L159 149H161ZM66 149V150H67ZM97 149H99V148H97ZM103 149H104V147H103ZM130 149H132V150H130ZM153 149H154V144H153ZM165 149V148H164ZM164 149H163V151H164ZM50 150H51V152H50ZM105 150H107V149H105ZM156 150V149H155ZM29 151H30V153H29ZM108 151V150H107ZM154 151V150H153ZM157 151V150H156ZM161 151V150H160ZM167 150H165V152H166ZM177 151V150H176ZM219 153L221 152V153H223V155H225L224 154V152H222V149H220V150H217ZM224 151V150H223ZM162 152V151H161ZM165 152H163V153H165ZM168 152V151H167ZM179 152V151H178ZM215 152V151H214ZM29 153V154H28ZM52 153V154H53ZM157 153H159V150L157 151ZM162 153V154H163ZM174 153V152H173ZM176 153V152H175ZM174 153V154H175ZM219 153H216V156H218L217 154H219ZM230 153V152H229ZM107 154V153H106ZM110 154L111 153H109L108 154V156L110 157ZM155 154V153H154ZM161 154V153H160ZM161 154V155H162ZM174 154H173V156H174ZM180 153H177V155L176 156H174V157H177L178 155H179ZM30 155L28 156V157H30ZM50 155V156H49ZM72 157H71V156ZM91 155V156H90ZM156 155H158V154H156ZM170 155H172V154H170ZM229 155H233V154H227L226 155V157H228ZM31 156V158H30V161H32V160H34V159H32L33 157ZM68 156L70 157L69 159H68ZM133 156V157H132ZM207 156V155H206ZM210 156V155H209ZM216 156H210L211 157V159L213 158V157H216ZM219 156H220V154H219ZM218 156V157H219ZM234 156V155H233ZM232 156V157H233ZM239 158H242L241 156H239V155H237ZM237 156H235V158L237 157ZM52 157V156H51ZM156 156L154 155V158H155ZM158 157H160V156H158ZM173 157V158H174ZM179 157H180V155H179ZM218 157L217 158H215V159H218ZM223 157V156H222ZM230 158L229 159H231L232 157L231 156H229ZM40 158H43V160H41ZM108 158V157H107ZM111 158V157H110ZM110 158H108V159H110ZM163 158V157H162ZM208 158V157H207ZM220 159H222V161H223V158H221V157H219ZM238 158V159H239ZM50 159H52V158H50ZM53 159L51 160V162L53 161ZM113 159H111V160H113ZM204 164H206L205 166L206 167H208L209 166V168H211L210 167V165L211 164H213V163H209L210 165H207V163H205V156H204ZM209 159V158H208ZM220 159L219 160H217V163H218V161H220ZM224 159H225V157H224ZM228 159V160H229ZM38 160L36 161V162H38ZM105 160V159H104ZM159 160H161V159H159ZM169 160H172V156H171V159H169ZM213 160V159H212ZM232 160H234V158H232L231 159V161ZM236 160H237V158H236ZM236 160H234L235 162H236ZM17 161H15V163L17 162ZM98 161V160H97ZM97 161H96V164L95 165H97ZM109 161V160H108ZM153 161H155V160H153ZM167 160H165V162H166ZM175 161H177V160H175ZM174 161V162H175ZM240 161L242 162V163H240ZM18 162L16 163L17 165H18ZM35 160H34V165H35ZM102 162V161H101ZM100 162V163H101ZM109 162H113V161H109ZM134 163L136 162L135 161V159H134V161H133ZM137 162H140V163H142L143 162V165L145 164V162L144 161H140V160H138L137 159ZM170 162V161H169ZM179 162V161H178ZM221 162V161H220ZM239 162V164L240 165H244L245 166V164L243 163V159H240L239 161L237 160V163ZM40 162H38V164H39ZM44 163V162H43ZM99 163V162H98ZM104 163V162H103ZM131 164V165H133V166H135V164ZM153 164L155 163V162H152ZM167 163V164H166ZM165 164L166 165H168L169 163L168 162H166ZM172 163V162H171ZM170 163V164H171ZM177 163V162H176ZM217 163H215V164H217ZM223 163V162H222ZM222 163H218L219 165H217L218 167H216V168H218L219 170H220V168H219V166L222 164ZM226 163H227V161L225 160V163H223V167L225 166V168L223 169V167H222V170H220V172L222 171V173L224 174V176L223 177H225V175L226 176H228V180L230 179V181L231 180H233L234 178H233V176L235 177V175L236 174H241V173H238V172H240V171H243L244 169H243V167L242 166H239V164H238V166L239 167H237V168H241L240 170H238L237 169V173H236V168L234 167H232V166H227L226 167ZM233 163V162H232ZM26 164H29V168H31L32 166V164L30 165V162H28V163H26ZM26 164H25V166H23L22 167V171H24L25 169H28V166H26ZM36 165V167L37 166H39V165ZM50 164V163H49ZM52 164V163H51ZM102 164V163H101ZM158 164H160L161 165V163L159 162ZM168 165V166H171V165ZM174 164V163H173ZM172 164V169H173V167L175 166V165H173ZM184 164V163H183ZM204 164H203V166H204ZM225 164V165H224ZM233 164H235V163H233ZM108 165V164H107ZM130 165V166H131ZM180 165H182V164H179V166ZM187 165V164H186ZM197 165V164H196ZM202 165V164H201ZM227 165H228V163H227ZM229 165H230V163H229ZM14 166V165H13ZM41 166H42V163H41ZM100 166V165H99ZM109 166V165H108ZM117 166H119V165H117ZM120 166V167H121ZM137 166V165H136ZM164 165L162 164V167H163ZM178 166V165H177ZM178 166V167H179ZM195 166V165H194ZM202 166V167H203ZM204 166V167H205ZM212 166V165H211ZM222 166V165H221ZM236 166H237V164H236ZM8 167L9 168H11V169H8ZM25 167H27V168H25ZM40 167V166H39ZM44 167H42V168H44ZM94 167H98V166H94ZM115 167H116V165H115ZM120 167H117V169H119ZM132 167V166H131ZM130 167V169H132ZM139 167V166H138ZM141 167V166H140ZM145 167H146V165H145ZM151 167V166H150ZM156 167H157V162H156ZM156 167H153L152 168V171H151V169H150V171L149 172H153V169H154V171H155V169H156ZM183 168H184V166H182ZM205 167V168H206ZM213 167H215V165L213 166ZM257 167V166H256ZM255 167V168H256ZM259 167V166H258ZM24 168V169H23ZM42 168H36V169H39V170H42ZM113 167H111V169H112ZM137 168V167H136ZM142 168V167H141ZM158 168V170H159V166L157 167ZM164 169L165 168H167V166L165 167H163ZM168 168H170V167H168ZM176 168V167H175ZM182 168V169H183ZM190 168H191V166H190ZM192 168H193V166H192ZM194 168H196V167H194ZM205 168H203L204 169V171H201V173H203V172H205ZM216 168H214V170L216 169ZM229 168V169H228ZM35 169V170H36ZM86 169H89V168H86ZM139 169V168H138ZM138 169H136L137 171H138ZM143 170H147V168H142ZM162 169V168H161ZM160 169V170H161ZM163 169V170H164ZM178 168H176V169H174V171L173 172H176L175 174H177V170ZM189 169V168H188ZM198 169V168H197ZM197 169H196V171L195 170H193V171H195V172H197ZM200 170H201V168H199ZM246 169H248L247 167H246ZM31 170H32V168H31ZM114 170V169H113ZM112 170V171H113ZM116 170V169H115ZM134 170V169H133ZM136 170L133 172V173H135L136 174ZM140 171H138V172H141L140 174V180L141 181H143L142 180V175L144 174V172H142L141 171V169H139ZM157 170V172H155L156 174L160 171H158ZM171 169H167V171L166 170H164V171H166L167 172V175L169 176V173L170 172H172V170L170 171ZM177 170V171H176ZM185 170V169H184ZM186 170H187V168H186ZM185 170V171H186ZM190 170V169H189ZM255 170H257V169H254V172H255ZM25 171H27V170H25ZM30 171V170H29ZM111 173H113L111 170H109ZM131 171V170H130ZM163 171V172H164ZM183 171V170H182ZM192 171V172H193ZM245 171H247V170H245ZM245 171H243L242 173H245ZM17 172H19V174L17 173ZM28 172V171H27ZM33 172V170L32 171H30V174H27V175H32L31 173ZM37 172H36V174H37ZM110 172H109V174H110ZM118 172V171H117ZM123 172H124V174H123ZM148 172V175L150 174ZM162 171H161V173L163 174V175H152L151 174V176H155L156 178H158L159 176H160V179H161V177L162 176H164V173H163ZM192 172H191V174H192ZM210 172H212V171H210ZM210 172H209V174H208V172L206 173L205 172V175H206V177H208V178H212L211 177V175H214V174H210ZM216 172H218V170L216 171L215 170V173ZM219 172V173H220ZM250 173V170H248L247 172H246V174L244 175V177L246 178V176L249 178V177H251V176H248L249 175V173ZM25 173V176L23 175ZM127 173H129V171H127ZM126 173V174H127ZM131 173H132V171H131ZM130 173V175L132 176V174ZM154 173V174H155ZM160 173V172H159ZM158 173V174H159ZM179 173H181V170L179 169V172H178V175H179ZM182 173H184V172H182ZM188 173V172H187ZM219 173H217L218 174V176L219 175H221V174H219ZM257 173V172H256ZM260 173V172H259ZM20 174L21 175H23L24 177H26V179L27 180H25V183H23V184H18V182L20 181ZM113 174H115V173H113ZM139 174V173H138ZM137 174V176H139ZM172 174L173 173H171L170 175L172 176ZM190 174V173H189ZM195 174V173H194ZM197 174V173H196ZM217 174H215L214 176H216ZM222 174V175H223ZM19 175V176H18ZM38 175V174H37ZM91 175V174H90ZM116 176H117V174H115ZM114 175V176H115ZM128 175V174H127ZM147 174H145L144 176H146ZM147 175V176H148ZM174 175V174H173ZM187 176H188V174H186ZM185 175V176H186ZM204 175V174H203ZM222 175H221V177H220V179L221 178H223L222 177ZM252 175V174H251ZM15 176H18L19 178H17V179H15L16 181L17 180H19L18 182H16L15 180V184L17 183L18 184V186H16L14 183H12V184H10V182H9V180H11V179H14V177ZM22 176V177H23ZM119 176V175H118ZM120 176H121V174H120ZM119 176V177H120ZM125 176V175H124ZM149 177L148 176V179H151V181H153L154 182V179L152 180V178L153 177ZM171 176L168 178L170 181H171ZM183 176H184V174H183ZM183 176H181L182 178L181 179H183ZM185 177L186 179L188 178V177ZM194 176V175H193ZM193 176H191V177H193ZM232 177V178H230V177ZM239 175H237L236 177H238ZM241 176H242V174L240 175V179H241ZM256 176H257V174H256ZM11 177H13V178H11ZM21 177V180L22 181H20L21 183L24 181L23 180V178ZM37 178L38 176H35V173H34V178ZM88 177V178H87ZM121 177V178H122ZM129 177V176H128ZM128 177L126 176L125 177V180H128ZM132 177H134V175L132 176ZM131 177V178H132ZM154 177V178H155ZM175 177H177V175L175 176ZM179 178H178V180L176 179V181L177 182H179L180 183V181H182V180H179L180 179V175L178 176ZM199 177H200V175H199ZM235 177V178H236ZM243 177V179L245 180V178ZM113 178V177H112ZM116 178V177H115ZM155 178V179H156ZM172 178H173V176H172ZM194 178H196V180H198L197 179V176H194ZM203 178V177H202ZM217 178H219V177H216L215 179L216 180H218ZM9 179V180H8ZM114 179V178H113ZM117 179V178H116ZM118 179H120V178H118ZM168 179H164V180H168ZM175 179H173V181H175ZM185 179V181L187 182V181H189L188 179L186 180ZM190 179V178H189ZM201 179V178H200ZM205 179V178H204ZM214 179V178H213ZM213 179H212V181H213ZM225 179V178H224ZM223 179V181H225ZM238 179H239V177H238ZM238 179H234L236 182H238L239 181V183H237V184H234V183H236L234 180V182L232 183H230V181H229V183H227V186H229L230 185V187L232 186V184L233 185H235V186H238V184H240V180H238ZM33 180V179H32ZM36 180V179H35ZM121 180H124V177H123V179H121ZM130 181H134V179L132 178V180L131 179H129ZM129 180H128V185H130V183H129ZM157 180V179H156ZM158 180H159V178H158ZM207 180V179H206ZM205 180V181H206ZM216 180H215V182H216ZM242 180V179H241ZM13 181V180H12ZM88 181V182H87ZM116 181V180H115ZM146 181H148V180H146ZM146 181H143V183L142 184H144L143 185V188L141 187V185L139 186V187H141L142 189H144V190H142V192H143V194H145V189H148V188H144V186H145V184H146ZM150 181V180H149ZM160 182V184H158V187H159V189H160V187L161 186H159V185H163L164 186V183H163V180H162V182H161V180H159ZM175 181V182H176ZM202 181H204L203 179H202ZM204 181V182H205ZM211 181V180H210ZM219 182H220V180H218ZM217 181V182H218ZM222 181V182H223ZM31 181H29V183H30ZM39 182H41V180L39 181ZM119 182V181H118ZM145 182V183H144ZM153 182H151V183H153ZM175 182H173V185L175 184V188L174 189H176L177 188V186H176V183ZM183 182V181H182ZM185 182V183H186ZM193 182V181H192ZM207 182L209 183V180H207ZM247 181H245V188L247 189V187H249V189H252V191L251 192H246L247 194L248 193H252V192H255V190L253 191V189H254V185H252V187L251 186H247V185H249V183L247 184L246 183ZM116 183H117V181H116ZM121 183V182H120ZM119 183V184H120ZM122 183H125V182H122ZM121 183V184H122ZM135 183L136 184H139V183H141V182H139L138 183V180L137 181H135ZM150 182H147V184H149ZM156 183V182H155ZM171 184H172V182H170ZM170 183L169 184H166L167 186L166 187H171L170 186ZM178 183V184H179ZM184 183V184H185ZM200 183H202L203 184V182H201V180H200ZM224 183H226V181L224 182ZM30 184V185H31ZM118 184V186L119 187H121L120 185ZM127 183H125V186H128V185H126ZM132 184H134L133 182H131V185ZM180 184H183V183H180ZM180 184H179V188L178 189H180V188H182V186L184 185H181L180 186ZM199 184V183H198ZM201 184V185H202ZM223 184V183H222ZM221 184V185H222ZM242 184H244L243 183V181H242ZM241 184V185H242ZM252 184V183H251ZM254 184V183H253ZM4 185H6V187H4ZM10 185V186H9ZM72 184H71V186H73ZM124 185V184H123ZM135 185V184H134ZM153 185H155V184H153ZM156 185H157V183H156ZM225 185V186H224ZM240 185V186H241ZM3 186V187H2ZM12 186V187H13ZM68 186H70V185H68ZM115 186L117 187V184H115ZM125 186L123 187V189H130V188H125ZM136 187H137V185H135ZM134 186V187H135ZM147 186V185H146ZM151 187H152V184L150 185ZM209 186V185H208ZM211 186V185H210ZM209 186V187H210ZM218 186V185H217ZM219 186H220V183H219ZM224 188H222V189H226L225 187H227L226 186V184H223L222 185ZM257 186L259 187V185H258V183H257ZM4 188V189H2V188ZM23 187V186H22ZM26 187V186H25ZM131 187V186H130ZM133 187V188H134ZM134 188V189H138V191H139V188ZM148 187V186H147ZM150 187V188H151ZM154 187V186H153ZM203 187H204V185H203ZM206 187V186H205ZM204 187V188H205ZM243 187V188H244ZM14 188V187H13ZM12 188V189H13ZM18 188V190H20ZM70 188H72V187H69V189ZM132 188V187H131ZM149 188V191L148 190H146L147 192H151V189ZM200 188H201V186H200ZM200 188H199V191H200ZM203 188V189H204ZM207 188V187H206ZM213 188V190H217V188L216 187H212ZM229 188V187H228ZM232 188H234L233 186H232ZM238 190H237V189ZM236 188H234L235 189V192L237 193V192H239V189L240 188H242V187H240V188H238V187H236ZM242 188V189H243ZM260 188V187H259ZM2 189V190H1ZM23 189V188H22ZM21 189V190H22ZM65 189V190H64ZM72 189H74V187L72 188ZM72 189L70 190V191H72ZM97 189V188H96ZM120 189V188H119ZM119 189H115V190H117V192H119L120 190ZM123 189L121 190V191H123ZM153 189V193H156L157 194V192L156 191H158L159 189H155V187L154 188H152ZM163 189V188H162ZM203 189H201V191L203 190ZM209 189V188H208ZM241 189V190H242ZM249 189H248V191H249ZM3 190H5V191H3ZM26 190V188L24 189V190H22L23 192ZM92 190H95V187H94V189H92ZM136 190H135V193H136V196H137V193L138 194H140L139 192H136ZM154 190H156L155 192H154ZM168 190V189H167ZM181 191L183 190V189H180ZM179 190V191H180ZM205 190V189H204ZM210 190V189H209ZM221 190V189H220ZM228 190V189H227ZM231 190H233V189H231ZM230 189H229V191H231ZM245 189H243V191H244ZM97 191V190H96ZM120 191V192H121ZM175 191H178L177 189L175 190ZM198 191V192H199ZM200 191V193H202V194H204L203 192H201ZM208 191V190H207ZM207 191H205V193H207ZM243 191H241L240 192V194L243 192ZM11 192H14V189L11 191H8V195L9 194H11ZM31 192H32V194L33 195H30L31 194ZM34 192V193H33ZM65 192H68V195L69 196H71V197H67L66 196V194L67 193H65ZM74 192V193H75ZM94 192V191H93ZM115 192V191H114ZM119 192V193H120ZM129 192H133V190L132 191H129ZM163 192V191H162ZM171 191H169V193H170ZM219 192V191H218ZM218 192H217V198H216V196H215V200H216V202H214V203H217L218 204V208H220L219 207V199L221 198V199H223V198H225V200L229 203V201H231V199L233 198L232 197V195L227 191H224V192H219L220 194H218ZM233 192H234V190H233ZM235 192H234V196H236V197H238V199H239V201L241 202H239V201H237L238 203H235L234 204V201H236V200H238V199H232L233 201H232V203L235 205V207H237L236 208V212L234 213V211H231V213H230V211H228V213H229V215H227V216H225V217H228V219L230 218V215L232 216L231 217V219H232V221H230V222H232L233 223V225H232V227L234 226V225H236V227H233V228H235L236 229V231H233V233H231V235H230V237H228V238H231L232 237V241H233V244L231 245V246H233V245H235L236 247H238V246H240V248H241V244H242V246H243V248L245 249V247H247L248 248V250H249V252L252 254V250H253V248H251V246L249 245V244H251L252 245V241L253 240H256V242H257V239H253L252 241L251 240H246L245 238H246V236L248 237V231L249 232H251V230H249V229H252V227L251 228H249L248 229V227L249 226H251V225H247V224H249V223H247V222H251V221H247V222H245L246 221V216H248V218H249V215H251V216H253V213L255 212V214H256V211H257V209H258V207H259V205L258 206H256L255 207V205H256V202H257V200H255L257 197H255L254 199H252L253 201L255 200V202H248V200L249 201H251V198H249V199H247L246 201L245 200H243L242 198L244 197L245 198V192L243 193L244 194V196L241 198V197H239V196H237V195H240V194H235ZM259 192H260V189H259ZM261 192H263V190L261 189ZM4 193L2 194V196L4 195ZM5 193V196L7 195ZM15 194H16V192H14ZM13 193V194H14ZM25 193V192H24ZM24 193H22L23 195H24ZM76 193L74 194V195H76ZM87 193V194H88ZM113 193V192H112ZM121 193H123V192H121ZM126 192L124 191V194H125ZM134 193V192H133ZM153 193H151V194H153ZM159 193V192H158ZM161 193V192H160ZM172 193V192H171ZM170 193V194H171ZM214 193V191L212 192V194ZM13 194H12V196H13ZM14 194V196H17V195H19V194H17V195H15ZM27 194V193H26ZM25 194V195H26ZM101 194V193H100ZM118 194V193H117ZM128 194V193H127ZM155 194V195H156ZM173 194V193H172ZM174 194H175V192H174ZM202 194H200V195H202ZM208 194V193H207ZM207 194H204L203 196L204 197H206V195ZM243 194H241V195H243ZM258 194V193H257ZM262 193H260L259 195L261 196V198H262V196L263 195H261ZM264 194V193H263ZM28 195V194H27ZM40 195V194H39ZM59 195H61L60 197H59ZM74 195H73V197H74ZM86 194H84V196H85ZM93 195V194H92ZM119 195V194H118ZM121 195H123V194H121ZM129 195V194H128ZM130 195H132V194H130ZM134 195V194H133ZM141 195H142V193H141ZM209 195V194H208ZM216 195V194H215ZM2 196H0V197H2ZM5 196L3 197V198H5ZM11 196V195H10ZM9 196V197H10ZM80 196H82V195H80ZM116 196V195H115ZM120 196V195H119ZM118 196V197H119ZM126 196V195H125ZM140 196V195H139ZM139 196H137V199H138V197ZM145 197L146 196H149V195H144ZM152 196V195H151ZM158 196V195H157ZM168 196V195H167ZM173 196V195H172ZM254 196H256V194L255 193H253V197ZM8 197V196H7ZM18 197V196H17ZM37 197H39V196H37ZM37 197L35 198L36 200H37ZM58 197V198H57ZM86 197V196H85ZM101 197V196H100ZM111 197V196H110ZM128 197H130V196H128ZM128 197H124L123 199V201L121 202V200H120V202L119 201H117V203H115V205H112V203L114 204V202H116L114 199H118V198H114L113 200H114V202H113V200L110 198V200H111V204H108V205H110L112 208L110 209L109 207L110 206H108V207H106L105 209H107V210H109V211H111V212H109V214H110V217L108 218V221H111V228H112V230L110 229V231H112V234H111V232H109L110 234H111V236H112V238H110V237H108L107 236V238H108V240H109V238L110 239H112V242H114V244L117 242V240H118V236H119V239H120V234L122 235V234H124L126 237H130V239L132 238V240H134V238L137 236V235H139L140 236V238L141 239H143L144 240V231H146V230H143L145 227L144 226H149V225H153V221L152 220H156L157 218H155V217H153V219L151 218V224H149V223H147V224H143V229H142V224H140V222L138 223L137 222V224H136V222H135V226L133 225V227H131L130 225H132V224H130L133 220H134V218H133V220L132 221H130L129 220V218H132V215H131V217H130V207H131V203L133 204V203H135V204H133V205H135L136 206V204H137V202H144V201H141V200H137V199H135L136 197H135V195L134 196H132V197H130L131 199H130V201H129V199H128ZM134 197V198H133ZM143 197V196H142ZM163 197V196H162ZM162 197H160L159 196V198H154V199H156L157 201H158V203H162ZM178 197L180 198V196L178 195ZM177 197V198H178ZM211 197L213 198L214 197V195L212 196L211 195ZM223 197V198H222ZM247 197V196H246ZM252 197V198H253ZM10 198H12V197H10ZM10 198L9 199H7V200H9L10 201ZM27 198V197H26ZM75 198V197H74ZM84 198V197H83ZM83 198H82V201H84L83 200ZM90 198H92V197H90ZM149 198V197H148ZM164 198V200H165V197H163ZM170 198H172L171 196H170ZM170 198H168V199H170ZM173 198H174V196H173ZM172 198V199H173ZM176 198V197H175ZM177 198L175 199V200H177ZM194 198V197H193ZM203 198V197H202ZM208 199H209V196L207 197ZM15 199V198H14ZM21 199V198H20ZM28 199V198H27ZM31 199H33V198H31ZM35 199H33V201L35 200ZM79 199V198H78ZM109 199V198H108ZM121 199H122V197H121ZM139 199H140V197H139ZM143 199L145 200V198L143 197ZM167 199V200H168ZM201 199V198H200ZM241 199L244 201V202H242L241 201ZM262 199H264V198H262ZM26 200V199H25ZM71 200V201H70ZM79 200H81V199H79ZM86 200V199H85ZM104 200V199H103ZM106 200V199H105ZM109 200V201H110ZM146 200H152V199H146ZM155 200V201H156ZM194 200V199H193ZM199 200V199H198ZM197 200V201H198ZM201 200H203L204 202H203V204L205 203V201L206 202H211V200L209 199V201L208 200H204V199H201ZM201 200H199V202L201 201ZM215 200H213V201H215ZM224 200V201H225ZM1 202H0V207H1V205L3 206V207H1V209L3 208L4 209V207H6L7 205L8 206H10V204L11 203H15V205L16 204H18V201H17V199H16V201L15 202H11L10 204H7L6 206H4L5 205V202L4 201H2V200H0ZM6 201V200H5ZM20 201V200H19ZM31 202L30 201V203H33V204H35V203H37V202H39V201H37V202ZM82 201H78L77 203H79V205L82 207V204L84 205V203H80V202H82ZM88 201L89 200H87V204L88 205H91V201H89V202H91L90 204L88 203ZM154 201V200H153ZM153 201H151V203L153 202ZM179 200H177V202H178ZM222 201V200H221ZM220 201V202H221ZM223 201V205H224V203H227V202H224ZM263 201V200H262ZM261 201V202H262ZM75 202H72V203H74L75 204ZM107 202H108V200H107ZM147 202H149V201H147ZM166 202V201H165ZM164 202V203H165ZM169 202V201H168ZM176 202V203H177ZM195 201H193V203H194ZM202 202V201H201ZM200 202V203H201ZM246 202V203H245ZM247 202H248V204L249 203H251V204H247ZM4 203V204H3ZM27 203H28V201H27ZM26 203V204H27ZM85 203V204H86ZM150 203V204H151ZM153 203H155V202H153ZM157 203V202H156ZM157 203V204H158ZM245 203V204H244ZM253 203H255V205L253 204ZM264 203V202H263ZM263 203H261V204H263ZM22 204V203H21ZM86 204V205H87ZM130 206H129V205ZM143 204V203H142ZM142 204L140 205V207L142 206ZM148 204V203H147ZM211 204V203H210ZM217 204H215L216 206H217ZM221 204V205H222ZM230 204V203H229ZM259 204V203H258ZM12 205V204H11ZM15 205L13 206V207H15ZM23 205H25V204H23ZM22 205V206H23ZM36 205V204H35ZM38 205V204H37ZM36 205V206H37ZM101 205H103L102 203H101ZM106 205V204H105ZM149 205V204H148ZM151 205H153V204H151ZM165 205V204H164ZM164 205H160V207L159 208H161V206H164ZM166 205H168V204H166ZM197 205V204H196ZM228 205V204H227ZM237 205H239V206H237ZM245 205H247V206H252V205H254V207H255V209H253V211L254 212H252L251 213V211L252 210H249V207H247V206H245ZM264 205V204H263ZM262 205V207H260L259 209H258V211L257 212H259L260 210H261V213L259 212L258 214H261L262 215V213H263V208H264V206ZM31 206V204L29 205V207H28V205L26 206L27 208H31L30 207ZM35 206V210H37L36 208H38V207H40V210L42 211V207L39 205V206H37L36 207ZM85 206V205H84ZM115 206V207H114ZM209 206V205H208ZM211 206H214V204L213 205H211ZM209 207V208H212V207ZM12 207V206H11ZM11 207H9V208H11ZM13 207H12V209H13ZM34 207V206H33ZM86 207V206H85ZM91 207V206H90ZM90 207H88V208H90ZM128 207H129V210H128ZM134 207V206H133ZM143 207H146V206H143ZM141 208V209H144V208ZM196 207H198V206H196ZM196 207H194L193 206V208H196ZM203 207V206H202ZM207 207V206H206ZM225 207H226V205H224V209H225ZM228 207V206H227ZM230 208V210H232V207L231 206H229ZM247 207V208H246ZM8 208V207H7ZM7 208H5V209H7ZM19 209V207H17L16 206V209ZM109 208V209H108ZM208 208V207H207ZM215 208V207H214ZM217 208V207H216ZM252 208V207H251ZM11 209V210H12ZM15 209V208H14ZM16 209L15 210H12V211H14V213L13 214H18V212L21 214V212H20V210H17L18 212L16 213ZM24 210H25V208H23ZM34 209V208H33ZM53 209H55V210H53ZM73 209H75L74 208V206H73V208H72V210ZM131 209H133L132 207H131ZM137 209H140V208H137ZM141 209H140V212H141ZM149 209V208H148ZM151 209V208H150ZM153 209V208H152ZM162 209H163V207H162ZM166 209H168V208H166ZM197 209V208H196ZM199 209V208H198ZM197 209V210H198ZM203 209L204 208H202V211H203ZM220 209H222L223 210V208H220ZM248 209V212L246 211ZM11 210H9V209H7V210H3V212H6V211H8V212H10V214H11ZM24 210L22 211V213L24 212ZM28 209H26L25 211H27ZM53 210V211H52ZM57 210V211H56ZM67 210V212L70 214H72V215H68V213H67V215L65 214V211ZM157 210H159V209H157ZM164 210V209H163ZM190 210H192V208L190 209ZM200 210V209H199ZM205 210H206V208H205ZM204 210V211H205ZM208 210V209H207ZM212 210V209H211ZM217 210V209H216ZM234 210V209H233ZM2 211V210H1ZM32 210H30V212H31ZM39 211V210H38ZM132 211V210H131ZM149 211V210H148ZM166 212H168L169 211V213H170V211L171 210H165ZM195 211V213H198L199 211H197L196 212V210H194ZM203 211V212H204ZM209 211V210H208ZM226 210H224V212H225ZM3 212H1V214H3ZM50 212V213H51ZM108 212V211H107ZM137 212H138V210H137ZM150 212H153V210H150ZM154 212H155V209H154ZM156 212H159V211H156ZM181 212V211H180ZM183 212V211H182ZM185 212V211H184ZM187 213H188V211H186ZM184 213V214H187V213ZM191 213H193L192 211H190ZM189 212V213H190ZM201 212V211H200ZM199 212V213H200ZM206 213H207V211H205ZM210 212V211H209ZM219 212H221L220 210H219ZM234 214H233V213ZM247 212V213H246ZM7 213V212H6ZM32 213V212H31ZM47 213V212H46ZM49 213V214H50ZM143 213V212H142ZM173 213V212H172ZM179 213V212H178ZM226 213V212H225ZM225 213H222V215L220 214L219 216H223V214H225ZM249 213H251V214H249ZM38 214V213H37ZM36 214V215H37ZM41 214V213H40ZM108 214V215H109ZM143 214H145V213H143ZM160 214V213H159ZM166 214V213H165ZM183 214V213H182ZM211 214H214L213 212H211ZM217 214V213H216ZM239 214V215H238ZM247 214V215H246ZM249 214V215H248ZM258 214H257V216H258ZM264 214V213H263ZM4 215H5V213H4ZM4 215H2L3 217H4ZM8 214H6V216H7ZM24 215L26 216V215H31L30 213L28 214V212L27 213H25L24 212ZM45 214H44V210H43V213H42V216H44ZM75 215V214H74ZM80 214L78 213V215L76 214V216H79ZM106 215V216H105ZM105 215H104V217H106V220H107V213H105ZM145 215H147V213L145 214ZM149 215V214H148ZM164 215V214H163ZM172 215V214H171ZM174 215V214H173ZM172 215V216H173ZM175 215H180V214H175ZM175 215L173 216V217H175ZM191 215V214H190ZM199 214H197L196 216H198ZM208 215V214H207ZM6 216L4 217V218H6ZM14 216V215H13ZM12 216V217H13ZM19 216H21V215H19ZM29 216H27L26 218L27 219H29ZM41 216V215H40ZM47 217H50L51 216V214L48 216V214L46 215ZM134 216V215H133ZM141 216H144V215H141ZM165 216V215H164ZM163 216V217H164ZM184 216V215H183ZM208 216H210V215H208ZM223 216V217H224ZM9 218L8 219H15V217H10V216H8ZM135 217V216H134ZM137 217V216H136ZM140 217V216H139ZM166 217V219L168 218L167 216H165ZM164 217V218H165ZM172 217V218H173ZM181 217V216H180ZM192 217V216H191ZM212 219H210L211 220V222H212V220H214L215 218H214V215L213 216H210ZM210 217H208V218H210ZM215 217H217V218H219L218 217V215L216 216L215 215ZM222 217V218H223ZM26 218H24V216H23V219H25V222H27L26 220ZM31 218V217H30ZM43 218V217H42ZM44 218H45V216H44ZM52 218H53V215H52ZM142 217H140V219H141ZM145 218V217H144ZM148 218V217H147ZM160 218V217H159ZM164 218H162L163 220H164ZM177 218H179V217H177ZM183 217H181V220L180 221H184V219H182ZM186 218H187V216H186ZM195 219H197L196 217H194ZM194 218H193V220H194ZM244 218V219H243ZM253 219H254V216L252 217ZM8 219H6L5 221H7V222H5L6 224V226L9 224V225H11V222H13V221H10V223H8L9 221H8ZM22 219V218H21ZM48 219V218H47ZM110 219V220H109ZM139 219V218H138ZM161 219V220H162ZM165 219V220H166ZM170 220H171V218H169ZM174 219V221L173 222H176L175 221V219L176 218H173ZM172 219V220H173ZM224 219H227V218H224ZM224 219H221L220 218V220L222 221V220H224ZM253 219H251V218H249L248 220H253ZM255 219H257V217L255 218ZM255 219H254V221H255ZM79 220V219H78ZM102 220V219H101ZM103 220H105L104 218H103ZM106 220H105V222H106ZM143 221H144V219H142ZM164 220V221H165ZM168 221V223L167 224H170V222L172 223V220L171 221ZM177 220V219H176ZM187 220H188V218L186 219V221H184V222H186L187 223ZM198 220V219H197ZM218 220V222L220 221L219 219H217ZM216 219H215V221H217ZM258 221L260 220V219H257ZM262 220H263V218H262ZM262 220H260V221H262ZM4 221V220H3ZM34 221V220H33ZM107 221V223L109 224L110 222H108ZM130 221V222H129ZM134 221H136V220H134ZM143 221H141V222H143ZM145 221H148V220H145ZM144 221V222H145ZM158 221H159V219H158ZM227 221V220H226ZM258 221H256V224L257 223H259ZM24 222V221H23ZM31 222V221H30ZM49 222V221H48ZM182 222H179V225H180V223L182 224ZM208 222V221H207ZM223 222V221H222ZM230 222H229V224H230ZM4 223V222H3ZM2 223V224H3ZM51 223V222H50ZM49 223V224H50ZM70 223V224H71ZM79 223L80 224H78L77 223V221H76V224L77 225H85L86 224V222H85V224H82V222H80L79 221ZM103 223V222H102ZM102 223H100V224H102ZM156 223H158L157 221H156ZM156 223H154L155 224V227H154V225L152 226L153 228H156L157 230H156V232L158 231V227H156ZM160 223V222H159ZM228 223V222H227ZM247 223V224H246ZM263 223H264V221H263ZM27 225H28V223H26ZM26 224H24V225H26ZM49 224L47 225V226H49ZM69 224V226H71L70 228L72 229V226L73 225H70ZM106 224V223H105ZM149 224V225H148ZM178 225V223H175L174 224V227H176V229L178 228L177 227V225ZM215 224V226L217 225V224H220V223H217L216 224V222H213V225ZM252 224V223H251ZM260 224H261V222H260ZM259 224V229H260V226H262L263 224H261L260 225ZM8 225V226H9ZM24 225H22V226H24ZM176 225V226H175ZM178 225V226H179ZM182 225H184V224H182ZM252 225H255L254 223L252 224ZM12 227H9V228H14V227H16V226H14L13 227V225H11ZM17 226H18V224H17ZM54 227V225H52V223H51V225L49 226V228L48 229H50V227ZM75 227H77L76 225H74ZM73 226V227H74ZM89 226V225H88ZM91 226V225H90ZM171 226H173V225H171ZM171 226H170V228H171ZM185 227L187 226V224L186 225H184ZM223 226V225H222ZM225 226V225H224ZM248 226V227H247ZM256 226V225H255ZM264 226V225H263ZM27 227H29V226H27ZM60 227V226H59ZM65 227V228H66ZM74 227V228H75ZM86 228H87V226H85ZM102 227V226H101ZM130 227L132 228V229H130ZM150 227V226H149ZM149 227H148V229L147 230H149ZM161 227V226H160ZM169 227V226H168ZM217 227H219V226H217ZM18 228V227H17ZM137 228V229H136ZM153 228L151 229L152 230V232H154L155 231V229H154V231H153ZM181 228H183V227H181ZM180 228V229H181ZM213 228V227H212ZM221 228V226L219 227V229H217L218 231L216 232V230H214V238L216 239L217 238V236L219 235V232H222V230L224 229V227L222 228V229H220ZM228 228V230L227 231H229V228H231V226L230 227H227ZM253 228L255 229V227L253 226ZM257 228V227H256ZM22 229V228H21ZM80 229V228H79ZM78 229V230H79ZM85 229V228H84ZM89 229V228H88ZM136 230V232H135V230ZM146 229V228H145ZM176 229H174L175 231H176ZM179 229V230H180ZM213 229H216V227L215 228H213ZM246 229H248V231L246 230ZM263 228H261L260 230H262ZM28 230V229H27ZM27 230H24L25 232L27 231ZM51 230V229H50ZM59 230H60V228H59ZM59 230H58V234H59ZM61 230H63V227L61 228ZM75 230H77V228L75 229ZM77 230V231H78ZM82 230V229H81ZM86 230V229H85ZM104 230V229H103ZM132 230H133V232H132ZM173 229L171 228V235H173L174 234V236H175V233L172 231ZM178 230V231H179ZM182 230H184V229H182ZM181 230V231H182ZM212 230V229H211ZM256 230H258V229H255V232L257 233V232H259V231H256ZM20 231V230H19ZM23 231V229H22V231H20V232H22L21 233V238L19 239L18 237V235H17V243H18V246H19V243L21 244V243H23V250H25V255L27 256V258L29 259V257H30V255H31V253L33 252V251H37L38 249H40V248H38L39 246H41L42 245V241H40L41 243V245H36V244H33V240L32 241H30V240H28L27 239V237H25L26 235H24L23 233H25ZM54 232V230H51L50 232L51 233H53ZM56 231V230H55ZM64 231V230H63ZM67 231V230H66ZM70 231V230H69ZM73 231H74V229H73ZM224 232V234L223 235H226V233L227 232H225V230H223ZM48 232H49V230H48ZM68 232V231H67ZM103 232V231H102ZM102 232H100V233H102ZM147 232V233H146ZM145 233V235H151V234H149L150 233V231L148 232V231H146ZM167 232V231H166ZM165 231L164 232H161L160 234H158L159 236L161 235V236H163V233H166ZM168 232H170V231H168ZM167 232V233H168ZM211 232H213V230L211 231ZM231 232V231H230ZM243 232L245 233H247V235L245 236V238L243 237L244 236V234H243ZM260 232H263V230L262 231H260ZM259 232V233H260ZM57 233V232H56ZM62 233V231H60V234ZM63 233H65V231L63 232ZM69 233V232H68ZM74 233V232H73ZM73 233H71L72 235H73ZM79 233H81V232H78V233H75V235L76 236H80V235H78ZM108 233V234H109ZM138 233V234H137ZM173 233V234H172ZM179 233H181L180 231L177 233V234H179ZM54 234H55V232H54ZM66 234V233H65ZM88 234H90V232L88 233ZM136 234V235H135ZM154 234H156V233H154ZM170 234H168V235H170ZM177 234H176V239H177V237H179V236H177ZM222 234V233H221ZM20 235V234H19ZM28 236H30L31 234L29 233V234H27ZM53 235V234H52ZM57 235V234H56ZM67 235V234H66ZM75 235H73V236H75ZM86 235V234H85ZM91 235V234H90ZM89 235V236H90ZM167 235V234H166ZM228 236H229V233L227 234ZM255 235H257V234H255ZM262 235H264V233L262 234ZM82 236V235H81ZM87 236V235H86ZM101 236H104L103 235V233L101 234ZM210 236H212V234H210ZM253 236V235H252ZM260 236V235H259ZM84 237V236H83ZM91 237V236H90ZM150 238L149 239H152L151 241H152V244L153 243H155L154 242V237H156V236H154V237H151V236H149ZM168 237V236H167ZM171 237V236H170ZM170 237H168L169 239H171ZM226 237V236H225ZM256 237V236H255ZM258 237V236H257ZM260 237H262L263 238V236H260ZM32 238V237H31ZM76 238V237H75ZM74 238V239H75ZM101 238H103V237H101ZM159 238H162V237H159ZM159 238H157V239H159ZM166 238V237H165ZM167 238V239H168ZM174 238V237H173ZM175 238H174V242L176 243V242H178V241H176L175 240ZM180 238V237H179ZM228 238H226V239H228ZM249 238H251V237H249ZM15 239V238H14ZM78 239V238H77ZM90 239V238H89ZM122 239H124V238H122ZM121 239V240H122ZM137 239V238H136ZM135 239V240H136ZM139 239V238H138ZM137 239V240H138ZM140 239V240H141ZM163 239V238H162ZM218 239V238H217ZM225 239V240H226ZM245 239V240H244ZM252 239V238H251ZM83 240H85L84 238H83ZM87 240V239H86ZM159 240H161V239H159ZM157 241V242H160V241ZM172 240V239H171ZM179 240V239H178ZM230 240V239H229ZM259 240H261L262 241V239H260L259 238ZM15 241V240H14ZM79 241V240H78ZM100 241V240H99ZM125 241H127V240H125ZM130 241V240H129ZM150 241V242H151ZM155 241H156V238H155ZM173 241V240H172ZM216 241V240H215ZM212 242V241H210L211 243H216V242ZM264 241V240H263ZM13 242V241H12ZM87 242V241H86ZM112 242L109 244V246L108 245H106L107 246V248L109 247V249L114 245V244H112ZM143 242V241H142ZM145 242V241H144ZM157 242L155 243V245L157 244ZM161 242H163V241H161ZM168 242L170 243L171 241H169L168 240ZM173 242V243H174ZM229 242V241H228ZM250 242H252V243H250ZM260 242V241H259ZM11 243V242H10ZM102 243V242H101ZM101 243H100V246H101ZM107 243H109V242H107ZM106 243V244H107ZM118 243H119V241H118ZM118 243L117 244H115V245H117V248L119 249V247H118ZM123 243V242H122ZM121 242L119 243V245L120 244H122ZM128 243V242H127ZM131 243H133V242H131ZM131 243H129V244H127V246L128 245H131ZM147 243V242H146ZM180 243V242H179ZM218 243V242H217ZM215 244V246H211L212 248H210V250H213V248H214V252H213V254H209V261L211 260V262L213 261V263L216 261V263L215 264H218L217 262H219V263H221V259H222V257L220 256L221 255V252L222 251H218V250H221L222 248L219 246V248H221V249H219L218 248V244ZM230 243H232V242H230ZM258 243V242H257ZM5 244H7V242H5ZM46 244V242H44L43 243V245L42 246H46L45 245ZM105 243H102V245H104ZM136 244L138 245V244H141L142 245V243L140 242V243H137L136 242ZM135 244V245H136ZM144 244V243H143ZM152 244L150 245H148V246H145V245H147V244H145L144 246L147 248V250H146V248L145 247H143V245L141 246L142 247V249H141V252H142V250L145 248V250L143 251L144 252V254H145V251H147V253H149V258H147V257H145L144 255H143V252H142V254L138 257V260H136L137 262V264H154L153 262L155 261V264H157L156 263V260L155 259H157L158 258V256L159 255H162V254H159L158 255V252L160 253L161 251L159 250L160 248H157L156 250H159V251H157V252H155V254H154V252L153 251H155V249L154 250H152L151 249V247H153L152 246ZM161 244V243H160ZM159 244V245H160ZM168 243H167V241L165 242V246L163 247V248H165L166 246V250H165V252H163V253H165L164 255H162V257H163V259H162V261L164 260V264H180L178 261H179V257H182L184 254H185V252L183 251L184 250V248L182 249V251L183 252H181V247L179 248V247H175L176 246V244H175V246H173V245H167ZM172 244V243H171ZM178 244V243H177ZM228 244V243H227ZM259 244V243H258ZM260 244H261V242H260ZM259 244V245H260ZM95 245V244H94ZM110 245H112V246H110ZM135 245H133V246H135ZM154 245V248L157 246H155ZM226 245V244H225ZM259 245H256V246H259ZM48 246H51L50 244L49 245H47V247ZM124 246V245H123ZM126 246V245H125ZM126 246V248H128ZM132 246V245H131ZM169 246V247H168ZM174 248H176V250L179 248L180 250L178 251H175L172 247ZM178 246H179V244H178ZM180 246H181V244H180ZM229 246V245H228ZM255 246V245H254ZM47 247H45V248H47ZM104 248H105V246H103ZM122 247V245L120 246V248ZM138 247V246H137ZM135 248V249H139L140 248V245H139V248ZM159 247V246H158ZM160 247L162 248V246L160 245ZM183 247V246H182ZM230 247V246H229ZM42 248H44V247H42ZM104 248L102 249V251H100V253H102L103 252V250H104ZM106 248V250H108ZM114 248V247H113ZM117 248H114V249H116L117 250ZM130 249H132V247H129ZM233 248H234V246H233ZM262 248V247H261ZM18 249H19V247H18ZM99 249H100V247H99ZM114 249H111L112 251H115ZM125 249V248H124ZM237 249V248H236ZM257 249V248H256ZM256 249H255V251H256ZM258 249H260L259 247H258ZM94 250H97V246H96V248L94 249ZM101 250V249H100ZM128 250V249H127ZM133 251H134V249H132ZM164 250V249H163ZM223 250V249H222ZM247 249H246V251H248ZM261 250V249H260ZM109 251V250H108ZM133 251H131V252H133ZM167 251V252H166ZM231 251H233V250H231ZM230 251V252H231ZM239 251H241V250H239ZM242 251H244L243 253H245V250H242ZM254 251V250H253ZM263 251V250H262ZM117 252H120L119 250L117 251ZM117 252H112V254H110V256L111 255H113V253L114 254H116ZM135 252L137 253V252H140V249H139V251H136L135 250ZM140 252V253H141ZM180 252H181V254H183L182 256H180ZM217 252H219L218 253V256H220L221 257V259L218 257V256H215V255H217ZM258 253L259 252H261V251H257ZM104 253V252H103ZM134 253V252H133ZM147 253H146V255H147ZM210 253H212V252H210ZM233 253V254H232ZM231 254L232 255H234V259H233V263L234 264H247V263H249V261L246 263L245 261H243V259L244 260H246L245 258H246V256L247 255H245V258L244 257H242L241 255H244V254H242V253H239L238 251L237 252H232ZM258 253H256V254H258ZM263 253V252H262ZM97 254V253H96ZM109 254H108V252H107V255L109 256ZM154 254V255H153ZM227 254H229V252L227 253ZM226 254V255H227ZM241 254V255H240ZM245 254H248V252L247 253H245ZM255 253L253 252V255H254ZM260 255H261V253H259ZM258 254V255H259ZM105 255V254H104ZM123 255V254H122ZM127 255V254H126ZM135 255V254H134ZM210 255H214L213 256V259H212V257H210ZM231 255V256H232ZM257 255V256H258ZM62 256V255H61ZM94 256H96V255H94ZM103 256V255H102ZM106 256V255H105ZM114 256V255H113ZM113 256H111V258L113 257ZM132 256V255H131ZM136 256H137V254H136ZM230 256V257H231ZM255 256V255H254ZM63 257V256H62ZM97 258H99V256H98V254H97V256H96ZM107 257V256H106ZM117 257H119V255L117 256ZM128 257V256H127ZM133 257V256H132ZM131 257V258H132ZM135 257V256H134ZM134 257L132 258V260L134 259ZM160 257V259H161V256H159ZM184 257H186V255H184ZM233 257V256H232ZM248 257V256H247ZM256 257V256H255ZM61 258V257H60ZM104 258V257H103ZM110 258V257H109ZM110 258V259H111ZM113 258H115V256L113 257ZM112 258V259H113ZM120 258V257H119ZM124 258H125V256H124ZM123 258V260L122 261H124L125 259ZM137 258V257H136ZM147 258V259H146ZM186 258H188V257H186ZM216 258V259H215ZM220 260H219V259ZM228 258V257H227ZM243 258V259H242ZM99 259H101V258H99ZM105 259V258H104ZM107 259V258H106ZM109 259V260H110ZM118 259V258H117ZM128 259V258H127ZM160 259H157V261L158 260H160ZM248 259H249V257H248ZM261 259V258H260ZM63 260V259H62ZM108 260V259H107ZM120 260V261H121ZM128 260H130V259H128ZM146 260H147V262H146ZM185 261L187 260V259H184ZM219 260V261H218ZM230 260V258L229 259H227V261H229ZM232 260V259H231ZM254 260V259H253ZM256 260V259H255ZM254 260V261H255ZM263 260V259H262ZM98 261V260H97ZM114 261V262H113ZM226 261V260H225ZM261 261V260H260ZM101 262V261H100ZM104 262H107V261H104ZM110 263L111 262H113V264L115 263L116 264V259L115 260H111V261H109ZM124 262H126L127 263V261H124ZM133 262V261H132ZM160 262H161V260L159 261V264H160ZM187 262V261H186ZM185 262V263H186ZM211 262H210V264H211ZM245 262V263H244ZM109 263V264H110ZM162 263V262H161ZM212 263V264H213ZM228 263H231V262H228ZM232 263V264H233ZM105 264V263H104ZM112 264V263H111ZM123 264V263H122ZM125 264V263H124ZM250 264V263H249Z\"/></svg>",
    "mask_w": 264,
    "mask_h": 264
}]
</instances>
